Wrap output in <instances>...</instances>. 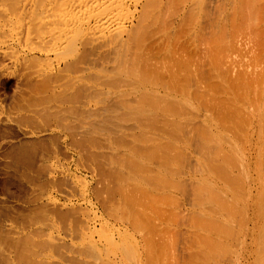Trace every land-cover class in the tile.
Masks as SVG:
<instances>
[{"label": "rangeland", "instance_id": "obj_1", "mask_svg": "<svg viewBox=\"0 0 264 264\" xmlns=\"http://www.w3.org/2000/svg\"><path fill=\"white\" fill-rule=\"evenodd\" d=\"M136 1H138V2H136ZM115 2L117 3L116 7L118 5H120L119 8L118 7L117 8L114 7L115 4H116ZM118 2H121V3L119 4ZM157 3H159V4H157ZM96 4H97V6H96ZM140 4L142 5V7L144 6L147 10L145 11L144 7H143V9L140 8L141 7ZM76 6H77V8H76ZM111 6H113L114 8L113 7L111 8ZM126 6L128 8H126ZM108 7L111 10L108 9ZM135 7L136 8L138 7L137 9L139 11H140V9H142L141 12H140V13L143 12L142 15L146 14L147 12L148 13L150 12L149 14H146V15H148V16H146V17H148V18H146L147 22H148V20L150 21V19H151L152 21H150V22L155 23V24H159L160 23L159 21H161V24H163L164 22H166V24L167 23L171 24V25L167 24V27L169 26L168 28L166 27V25L164 26L169 31L164 28L166 31L161 33V35H162L161 37L159 35L160 33L156 34L157 35L156 38L158 39V36H159V40L164 35V36H168L169 40L171 41V42L169 41V44H170L171 47L169 46L170 48H168V51L165 52V54H163L164 52H161V54L158 55V59L159 60L157 59V61H159V62H163V61L167 60L166 61L167 64H168V61H169V63L171 62L170 64L172 65V64H174V61H176V60L180 61L181 63H182V60H184L183 63H185V66L189 65V63H190L189 66H191L192 63H194V57L196 59V56H194V50H193L194 47H191V46H196L197 49H201L203 51L207 50L206 49L207 47L211 49V48L214 47V46L211 47L213 45L212 43H215L217 38H218V40H220L219 38L222 37L221 38L222 40H220L221 43H220V41H218L220 43V47H219V44L217 42L214 45H215L216 48L218 46V49H216L215 47L214 48L216 50H213L214 48L211 49L214 52L216 51L215 53H218V52H220L219 50L221 49V47H224V46H221L224 42H225L224 44L228 43V41H229L228 39H231V38L233 39V37H235L234 39L236 40L237 36L240 37V39L238 37V39H239V40L237 39L238 41L243 40V39L245 40L246 44L245 43L244 44L246 46L243 43L242 44L244 45L245 48L249 47V49L248 48L247 49L252 51L249 54H251V55H252V53L254 54V55H252L253 57H251V58L248 57V59L249 60L253 59L254 56H256L255 57L256 60H253V61L251 60L249 62H252V64H256V63L258 64V63H260L259 61L261 59H264V48H263L264 47V42H263L264 41V10H263L264 9V0H157V1H154V0H131V1H129V0L128 1L127 0H122V1L121 0H119V1L118 0H76V1L75 0H0V264H123V263L124 264H129V263L130 264H144V263H146V264H156V263L157 264L158 263L159 264H169L170 262L172 264H175V260L177 262L176 264H183V263L184 264H199V263L202 264L200 259L203 260V257H202L203 254H201V252H204V253L206 252V254H208V256H205L206 254L203 255L205 257L204 260H203V262L205 261L204 264H212V263L213 264H217L218 262H220L218 264H233V263L234 264L235 263L236 264H239V263L240 264H249V263H247V261L251 262L253 260V259L252 260L248 259L251 250H259L260 246L264 243V236L262 235L264 230H262L261 228H258V231H256V233H255V238L252 239L253 236H251L252 234H251V230H250L251 226L249 227V224H246L245 223L246 221L244 219H242V218L245 217L246 214H248V212H250L249 209H250V206L252 205L253 201H260V202L262 201L263 206H264V187H262V186H264V184H263L264 183V174L262 173V172H264L263 171L264 167L262 168V166H264V164H263L264 163V161H263L264 159H262V158H264V156L262 157V154L264 153V145H263L264 143H262L263 140H264L263 139L264 138V136H263V134H264V130H263L264 129V125H263L264 122H263V120H262V125L263 126L259 125V124H261L260 120L264 119L263 118L264 117V114H263L264 112H262V114L260 112V111H264L263 110L264 109V104L263 103L260 104L259 101H262V100H259L261 98L260 96L257 95L258 99L254 100V98H253V101H252V97L253 96L252 97L249 96L250 92L251 93L254 92L255 98H257L256 94H258L259 92H256L257 90L253 89V88H252L253 89L252 91L249 88V90L247 89L246 92H243L244 93L243 95H245L246 98L251 99L250 101L247 99L248 103H247V101L245 99V96H244V97H241L240 99L236 98L239 104L236 102V99H235V100L232 101V103H231V101L227 102L226 103L227 105H226V104H223V102L221 101V100H223V95H222V97H220L222 99H220L218 97L219 98V101H218L219 105L217 104V102H215L216 104L213 105V108L211 107L212 104L211 105L207 104L205 106V104L203 105V104H200V103H196L198 101H196L195 98L193 99L192 92H194L193 90L195 89V86L189 85L190 86V88H189L188 84H186V83H188V81H187L188 79L185 81V78H188V76H187V73H185V72L187 70H190V69H188L189 66L183 67V69H182V67L181 68L176 67L175 70L182 69V70H177L178 75H180L178 77L180 79H182V78L184 79V80L182 79L183 83L181 81V84L182 85L185 84L186 86H188V88H185V89L188 90V91L190 90L191 98L193 100H195V101H192L191 98H190L191 100L188 99L189 97H187V98L184 97V99H186V100H184V99L181 100V104H180L181 106H182V102L184 101V104H183L184 107L182 106L181 109L182 108L185 109V110L183 109L181 111H183V112L186 111V113L188 114L187 115L186 113H184V116L186 115L185 118L187 119V121L185 119H184L185 121L180 119L181 120L180 123L183 124V129L184 130H182V127H181L182 124H179V126L181 127V130H179V127H178V130H179L180 133H182V135H180V133L178 134L177 132H173L174 130H177V128H174V130L173 129H168L170 127L172 128V126L170 125V122H167L164 125L160 124V123H159L160 125H158V124L154 125V123L149 118L146 120V122L144 121L145 123L143 122V120H145L144 118H142V121H140V118H139V116L137 114L138 113V110H137V107H136L137 106V102L135 101L137 98L134 99V96L137 95L138 90H139V89H136V87H138V85L136 84V82H134V81H136L135 76H134V74H135L134 73L135 72L134 69L135 68L131 69V70L126 69L127 70L126 76L125 77H121L122 75H125L124 73H126V71L124 72L122 70V72H120V70H115V66H117L115 64H117L116 61H118V60H115L116 59L115 58L116 55H113V54L110 53V51L112 52V46H113L111 44V43H113L112 40L114 41L116 39L118 41L117 44L122 39H124L126 41L125 35H123V34H125V32L123 33V31H125V29H126L125 27L128 28L127 31H130V28H132L134 26V24H135L134 20L136 18H138L139 16H141L140 13H138V11H137V9ZM156 7L157 8L159 7V8L157 9ZM190 7H191V9H190ZM50 8L51 9L54 8L52 10L53 12L51 11ZM104 8H105V10H104ZM134 8L136 10H133ZM101 9H103V10L101 11ZM119 9L121 11H118ZM156 9L160 10L158 12L159 13L161 12V14H160V16H157L156 20H154L153 13L156 12ZM41 10H42V12H41ZM109 10H110V12L107 13V11H109ZM116 10L118 11V13H117ZM253 10H254V12H253ZM105 11H106V13H105ZM34 14L37 15L36 19L32 18V17H35ZM158 14H156V15H158ZM107 15H109V16H107ZM231 15H232V17H231ZM50 16H52V17L50 18ZM159 17L162 18L163 20H161ZM69 18H70V20H69ZM247 18H248V20H247ZM107 19H109V20H107ZM110 19H111V24H110ZM192 19H193V21H192ZM105 20H107L109 22H106ZM66 22H68V23H66ZM137 22H139V19H138ZM137 22H136V24H137ZM47 23H51L47 27L48 30L45 28V25ZM55 23H56V26H55ZM59 23H61V25H59ZM43 24H44V27H43ZM105 24H106V26H105ZM108 24H109V26H107ZM179 25H181V27H178ZM51 26H54V27L51 28ZM73 26H74L75 30L72 29ZM92 26L95 27V28H93ZM188 26H189V28H188ZM191 26H195V27H191ZM92 28H93V30H92ZM100 28H101V30H100ZM123 28H125V29L122 30ZM192 28H193V30H192ZM54 29H56V30H54ZM216 29H219V30H216ZM31 30H32V32H31ZM89 30H90V32H89ZM209 30H211V31H209ZM250 30H251V32H250ZM86 31H88V32H86ZM185 31H187V32H185ZM86 33L88 35H89V33L92 34V35L88 36ZM114 33H116V34H114ZM166 33L169 34V35H167ZM189 33H191V35ZM211 33H213V35ZM113 34H114V36H112ZM119 34H121L122 36L119 35ZM194 34H195V37H194ZM218 34H220V35H218ZM222 34L224 36H222ZM115 35L116 36L118 35V36L115 37ZM83 36H84V38L85 37L86 38L84 39ZM214 36H216V38ZM253 36H255V37H253ZM53 37H54L55 40L52 39ZM87 37L89 38L90 41L88 40ZM171 37H172V40H171ZM118 38H120V41L118 40ZM151 38H153V37H149V36L147 37V39H150V40H151ZM209 38H210V40H209ZM82 39L84 40V42H83ZM154 39H155V36H154ZM157 39L155 41L159 42V40H157ZM205 39H206L207 42L205 41ZM223 39H224V42H222ZM116 40L114 41V45L116 44L115 43ZM225 40H227V41H225ZM247 40H249V41H247ZM87 41H89V42H87ZM85 42L87 43V45H86L87 47L84 46L86 44ZM187 42H188V44H187ZM191 42H194V45ZM128 43H129V41L127 42V44ZM199 43H200L201 46L199 45ZM202 43L203 44H207L208 46L207 45H203ZM210 43L212 44L211 46H209ZM239 43H241V41ZM260 43L262 44V46L259 47ZM100 44H101V46H100ZM105 44H106V46L103 47V45H105ZM117 44H116V46H117ZM241 45H238V46H241ZM250 45H252V46H250ZM202 46H205V48L204 47L202 48ZM114 47L115 46H113V48ZM73 48H74V50H72ZM240 48H241V51H240ZM242 48L243 47H239V51L240 52H242ZM250 48H252V49H250ZM258 48H261V49L259 50ZM262 48H263V50H262ZM82 49H83V51H82ZM169 49L170 50L172 49V52ZM175 49H177L176 52H175ZM234 49H231V50L233 52L235 50L238 51V49H235V50ZM247 49H244V50L247 52ZM217 50H218V52H217ZM38 51H40V52H38ZM47 51H48V53H47ZM223 51H225L224 53H226V54L230 53V49L223 50ZM179 52H180V54H178ZM246 52H245V54H247ZM172 54H175V56H172ZM249 54H248V56H250ZM103 55H104V57H103ZM182 55H183V58H182ZM258 56H261V57H258ZM128 57H130V56H127V58ZM189 57H190L191 60H189ZM185 58H187L188 60L186 59L187 60L186 61ZM255 61H256V63H253ZM118 63H119V61H118ZM135 63H136V61H135ZM150 63L151 64H148V66L146 65L147 68L148 67L152 68V63H153L152 60H150ZM170 64H168V65L170 66ZM125 65L126 64H124V66ZM138 65H140V63H138ZM258 67H262V66H258ZM128 68H129V66H128ZM138 69H136L137 74L141 71L140 72V76H142V78H144L146 81H148L146 78L149 75H150L149 77L151 78L150 72H144V71L142 72V70L140 68H138ZM184 69H186V70L184 71ZM128 70L129 71H134V72L129 73ZM240 70L241 69H239V68L237 69V71L235 69V72L237 73ZM256 70L258 72V69L255 68V70H254L255 72L254 73H257ZM117 71H119V72H117ZM179 71H182L181 74H183V72L185 73V74L182 75L183 77L181 76ZM162 72H164V71H162ZM204 72H207V69H205ZM113 73L118 75V76L120 75L119 76L120 78H118V77L114 78V74ZM121 73H123V74H121ZM143 73H145V74H143ZM146 73H149V74L146 75ZM151 73H152V71H151ZM145 75L147 77H144ZM133 76H134V78H133ZM184 76H187V77H184ZM109 77H112L114 79H119L118 81L120 82V85L117 86V88H118V90L120 88L121 92H120V90L118 91L116 87L111 86L110 85L111 82L108 83L109 82L108 80H111V79H109ZM127 77L128 78L130 77L131 79L130 78L129 79L132 80V81H130ZM149 77H148V79L151 80ZM106 78H107V80H106ZM124 78H127V81ZM132 78L135 79V80L133 81ZM45 82H47L48 84L45 83ZM122 82H123V84H122ZM133 84L136 87H134ZM131 85H132V87L130 88ZM148 85H149V83H148ZM262 85H261V87H262ZM105 86H106V88H105ZM108 86H111L112 89L113 88L116 89V90H114L115 92L113 90L111 91L110 90L111 87H108ZM263 87H264V85H263ZM133 88H134V91H136V93L133 92L131 94L132 91H130V89L133 90ZM104 91L108 95H106V96L103 95V94H106ZM124 91H126V92H124ZM247 91H248V94H247ZM109 92L110 93L112 92L114 94L116 93V94L120 95V97H115L114 94L112 95V93L110 94ZM127 92H130V93L128 94ZM134 93H135V95H134ZM230 94H227V95H230ZM128 95H129V99L130 100L127 99L128 97H126ZM231 95H233V92H232ZM131 96H132V98H131ZM230 96H229V98L231 99V98H233L234 95L232 97H230ZM121 97H123L124 100L123 99L121 100L120 99ZM243 98L245 100H243ZM125 99H126V101H125ZM120 100H121V102H120ZM241 100H242V102H241ZM252 102H255L256 106L255 105L252 106V104H254ZM257 102H258V104H260V106L263 107V108L260 107V109L262 108V110L259 109V107H258L259 105H257ZM123 103H124V106H125L126 110L124 109V107H121V105L123 106ZM126 103H127V105H126ZM133 103H135V104H133ZM211 103H213V102H211ZM185 104H186V107H185ZM197 104H198V106H197ZM228 104H229V108H228ZM232 104L234 105L235 108H239L240 106L242 107V105H243L242 108H244L245 106L247 108L245 107L246 110H245V108H244V110L242 109L240 113L236 112V114H237L236 115L235 114V110H234L235 108H233ZM235 104H237L239 107H236L237 105L235 106ZM187 105H191L190 106L191 108L193 107V109H191V110H193V112L190 111V107L187 108ZM195 105L197 106L196 109H194ZM201 105H203V106H201ZM224 105H225V107H224ZM204 106L206 108H204ZM145 107L147 108L148 106L145 105ZM198 107H200V108H198ZM215 107H217V108L221 107V108L220 109H217V108L215 109ZM230 107H232V109H230ZM253 107H257V108H253ZM127 108H129V110ZM133 108L137 112L133 111L134 110ZM224 108H226L227 111ZM249 108L252 109V112H250L251 110L248 111ZM197 109H198V111L195 112V110H197ZM223 109H224V113H223ZM228 109L230 110V112H228ZM255 109L256 110L259 109V113H260V115H263V117H261L259 115V113H257L258 111L257 112L255 111ZM105 110H108L109 113H108V111H105ZM120 110H122V111H120ZM123 110H125V111L123 112ZM127 110L131 111V112L127 113L126 112ZM211 110H212V112H211ZM104 111H105V113L106 112L107 113L104 114ZM115 111H116V114H112L113 112L115 113ZM242 111L243 112L246 111L247 114L248 113L251 114V115L253 114L252 117L257 118V119L253 118L254 120H252L254 122L256 120V122H257L256 126L254 125L255 123L254 122L252 123V121L250 120V118L252 119L251 115L249 117V114L248 115L245 114V115L248 116V119H249V121H248V119H245L242 116ZM254 111L256 113H254ZM117 112H119V113L117 114ZM209 112L211 113L209 115H212V114H213L212 116L216 115L215 117L210 116L212 118V120H211V118H208V119L206 118V116L208 115ZM131 113H135L134 115L132 114V116H134V117H132L130 115ZM205 113H207V114H205ZM189 114L190 115L193 114V115L190 116ZM218 114H220V116ZM228 114L230 116H228ZM232 114L234 116H236V117L234 118L232 116ZM238 114H239V116H238ZM257 114L259 116H257ZM135 115H137V116L135 117ZM122 116H123V119H122ZM192 116H193V118H192ZM204 116H205V119H206L205 121L206 122H204L202 120L204 118ZM238 117L240 118V120L238 119ZM259 118H261V119H259ZM190 119L191 120L193 119V120L191 121ZM236 119H237V122L235 121ZM107 120L110 121L109 122L110 123V127H108L109 129L105 128L103 126V124ZM115 120L118 121L119 123L116 122ZM129 120L131 121V123H130ZM133 120H135V122ZM209 120L212 121V122H208ZM228 120L231 123H229V124L225 123ZM241 120H242L243 123L241 122ZM96 121H98V122H96ZM120 121L123 122V123H121ZM200 121L201 122L203 121L202 122L203 125H202V123ZM218 121L220 123H218ZM244 121L251 122L253 125L251 123L250 124L249 123L245 124ZM101 122H102V124H101ZM136 122H137L138 125L136 124ZM141 122L144 123V124H142ZM147 122H148L149 125L147 124ZM213 122H217L219 125L217 123L214 124ZM233 123L235 124V126H234ZM241 123L244 124V126L246 128ZM187 124L190 125L189 126L190 129H189ZM213 124L216 125V127L213 126ZM221 124H223V125L227 124V126L225 125L226 126L225 127V126H222ZM230 124H231L232 127L230 126ZM248 124H249L250 128L248 127V129H247ZM91 125H93L94 127L91 126ZM136 125H137V127H136ZM145 125H148V126H145ZM161 125H163L164 127L166 126L167 128L166 127L165 128L167 130L163 126H162L163 127L162 128ZM169 125H170V127H168ZM205 125L207 126L209 131L202 130L204 134H200V135L198 134L197 135L198 131L200 133L201 129H204ZM208 125H210V127L212 129H210V127ZM111 126H114V127L111 128ZM139 126H141V127H139ZM149 126L151 128H149ZM193 126H195V128ZM251 126H253V127L255 126L254 127L255 129L253 127H251ZM146 127H148L147 129H150V130L152 129L153 131L145 129ZM233 127L236 128V129H234ZM241 127H244L245 130H244V128L241 129ZM257 127H259L261 129V133L263 132V134H261L259 132L260 129H258ZM117 128H120V129L123 128L121 130L119 129L122 132H119V130ZM140 128H142V129H140ZM213 128H215V130L217 128L220 131H217L216 132L217 134H216L214 132L215 130ZM219 128H222V129H219ZM225 128H226L227 132L225 131V134L221 135L222 132H223L222 130H225ZM231 128L236 130V131H234V130L231 131L232 130ZM115 129H117V130H115ZM228 129H229V131H228ZM139 130H141V131L143 130V131H145L144 133H147V134H151V132H152L153 135L151 134V138L150 137L146 138L144 136H141V135H144V134L141 133ZM160 130H162V132H160ZM189 130L190 131H194L195 135H194L193 132L191 133V136L193 134L192 137H193L194 141H193V139L191 140V137H190L189 140L191 142L188 143V141H186V139H188V136L190 134ZM211 130H213V131H211ZM133 131H134V133L136 135L135 134L130 135V133H133ZM210 131H211V134H208L209 135L208 136L207 132L209 133ZM102 132H103V134H102ZM138 132H140L141 134L139 133L137 135ZM184 133H186V134H184ZM212 133H213V136H212ZM240 133H243V134L240 135ZM251 133H253V134H251ZM167 134H169V135H167ZM228 134H229V136L231 135L230 138H228L229 141L227 139V137H229ZM247 134H250V136L247 135ZM259 134L261 136H263V137H260ZM104 135H105V137H104ZM170 135H172V136H170ZM183 135H185V137H181ZM201 135H203V136H201ZM210 135H211V137H210ZM215 135H216V137H215ZM224 135H227V137L225 138ZM239 135L242 136V138H239L240 137ZM244 135L245 136L247 135V137L248 136L250 137V138L249 137L247 138L248 141L250 139V142H249L250 146L248 144V145H245L244 147H242L243 144H247L248 143L246 141L247 140L246 137L243 138ZM107 136H108L109 139L106 138ZM130 136H131V138H134V140L140 138V140L142 142L138 141V142H140V144H139V143L134 141L135 142V143L133 142L135 144L134 145V144L131 143L132 139H129ZM206 136H208L209 140L211 138L213 139L215 137V140L217 139L215 144H217L218 141H219L220 144L219 143L218 144L221 145V146L219 147L218 144L215 145L214 142H213L214 139L213 140L211 139V141L206 140L207 139ZM127 137H129L128 139L130 141H128ZM143 137L146 140L147 139H149V140L153 139V141H151V143H150V142H148V140L146 141ZM152 137H154V138H152ZM155 137L157 139H160L162 137V139H161V141L159 140V142H158L157 139H155ZM172 137H173V139H172ZM105 138L107 139V141H106ZM181 138L182 139L185 138V139L182 140ZM198 138L200 139V141L202 140L201 138H204L203 140L208 141L207 143L206 142L202 143L203 140L200 142L204 147L200 146L201 144L199 143V141H198L199 139ZM237 138H239V139H237ZM163 139H164V141H163ZM168 139H169L170 144L168 143V141H166ZM155 140L157 142H155ZM171 140H174V141L172 142ZM176 140L178 142H176ZM234 140H235V142H234ZM236 140L237 141L240 140V141L237 142ZM259 140L261 141L262 145H260V147L262 146L263 151H262V148H260L258 146L260 144ZM145 141H146V144H145ZM165 141L167 143H165ZM185 141H186V144L188 143L187 144L188 146H185L186 145ZM251 141H253V142H251ZM209 142L212 143V145H210ZM223 142H224L225 146L223 145ZM243 142H246V143H243ZM113 143H115V144H113ZM118 143H120V144H118ZM205 143H206V145H205ZM117 144L120 147H118ZM128 144H132L133 148H132V146H130ZM144 144H145V146H144ZM149 144H151L150 145L151 147L149 146ZM173 144H175L174 145L175 147H178V149L175 148V150L178 151V152H176V151L174 152L173 151L174 148H171V147H174V146H172ZM251 144H253V145H251ZM123 145H126V146L128 145V146L127 147L126 146L123 147L124 149L122 150V146ZM231 145H233L234 147L231 146ZM238 145H241L242 151L244 152V154L242 153V151L239 148L240 146H238ZM180 146H181V148H179ZM211 146H213V148L215 146V148H214L213 151H209L208 152V150H212ZM216 146H217V149H216ZM253 146H255V147H253ZM128 147H131V148H128ZM160 147H161V151L158 150V148H160ZM218 147L220 148L219 150H218ZM125 148L126 149L128 148V149L126 150ZM153 148H154V150L160 151L161 156H163L162 153H164L166 160L168 159V157H170L169 159H171L173 157L174 158L175 157L179 158L180 154H184V156L181 155L180 158L177 159V160H175L173 158V160H175V163H176V161H177V164H179V162H180L179 166L182 165V164L184 166L183 165L180 166L179 167L180 171H179L178 165L176 164L177 167H175L176 165L174 164L173 160L172 161L170 160V166H169V162H168L169 159L167 160V162H164V163L168 164L167 167H166L165 164L162 165L161 164L162 160L160 161L158 159V158L161 159V157H159V155H160L159 152L156 151V154H154V151L153 152L150 151V150H153ZM165 148H167V149H165ZM198 148H199V150H200V148L202 150H200V151L198 150L197 151L196 149H198ZM221 148L222 149L225 148V149L222 150ZM244 148H245V150H244ZM112 149H113V151H112ZM131 149H133V151H134V153L132 152L133 154L130 153L132 151ZM168 149L172 153L171 156H169L170 154L167 153ZM226 149H228L231 153H233V155L231 154V156L234 157V156L237 155L238 159L242 163L238 162L237 157L236 158L234 157L235 159H233L232 157L230 158V152L228 150L227 151L229 152L228 153L229 156L227 155L226 156L227 158L226 157L224 158L222 155L227 154V152L225 151ZM256 149L257 150L260 149L259 153L261 155L257 152ZM147 150L150 151V154L152 153V155L149 154L151 157L154 155L153 156L154 158L152 160L148 159L149 155H147V153H148ZM233 150H235V151H233ZM202 151L203 152L205 151L204 152L205 154H206V152H208L210 154L214 153L213 155L217 159L215 157L212 158L211 156H213V155L210 156L207 153L211 157V158L209 157V160L213 161V164H212V162L208 161V158H207L208 155L206 154L207 156L205 157V155H204V153H202ZM215 151H216V153H215ZM223 151L225 152V154H223ZM240 151H241V155H240ZM121 152H122V154H121ZM138 152H140L141 155ZM180 152H182V153H180ZM190 152H192L193 155ZM198 152L199 153L201 152V154L204 155V160H205L204 162L206 163V165L203 162V157L202 156H197V155H201V154H197ZM217 152L218 153L222 152V154L219 153L218 156H216L215 154H217ZM234 152L236 153V155H234L235 154ZM125 153H126V155H124ZM137 153L139 154V156H142V158L140 157V159H139L138 158L139 156H138ZM195 153L197 155L194 156ZM135 154L137 155V157H136ZM143 154H145V155H143ZM156 155L158 156V158L155 157ZM172 155H173V157H172ZM126 156H129V157H126ZM143 156H144V158H143ZM221 156H222V159L220 158ZM253 156H254V158H253ZM257 156L260 157L262 160H260L258 162L256 160V159H258ZM123 157H125L126 159L132 158V160L134 158H136L137 160L139 159V161H141L143 163L142 165H144V166L146 165V167L152 172V173L148 172V173H151L152 176H154V175L159 176V174L161 173V178L163 180L165 178L172 179V180H169V181L167 180L168 183L172 181V183H174V185H175V181L178 182V180H180L179 183H177L178 186H174V185L172 186V184H169V186L168 185L165 186V184H166L165 182H167L166 179L164 181L165 184L164 183L163 184L160 183V184L156 185V183H159V182H157V180L154 179V178H157L156 176L153 178L154 180H148V179H146L147 174L141 172L142 174L141 173L140 174L143 176V178H142L141 175L140 176L138 175L139 173L135 172L137 174V177L139 176L138 178L139 179L141 178L140 179L141 181L143 179L148 180V184H147V181H143V182H145L147 184L146 186H148V187L150 186V188L146 187L145 183L143 184V182H139V185L140 186L144 185L143 187L146 188V190H147L146 192L150 193V195H148V196H152V198L148 197V196H147L148 198L147 197L145 198L146 194H149V193H145L144 198L140 197V196H142L144 194H141V195L137 194L138 197H136L134 199V201H132V202H129V197L126 198V199H123V197H122V199H120L121 198L120 197L121 196L120 195L121 192H119L120 190L118 188H120L121 182L119 181L120 184H119V187H118V185L116 184L117 181L115 180V178L118 179L119 175L121 174L120 175L121 177H119V178H121L120 180L124 182V180H122L123 177L124 176H128L127 173L132 169V165H130L128 163L129 159L126 161V159L123 158ZM146 157H148V158H146ZM189 157H190V159L188 160ZM191 157H192L193 160L191 159ZM199 157L202 158V159L200 158L201 161L199 160ZM163 158H164V156L162 157V159ZM194 158H196L197 160L194 159ZM248 158L250 159V161H249ZM144 159L146 161L148 160L149 163H145L146 161ZM165 159H163V161ZM215 159H216V161H214ZM231 159L234 160V161L233 162L230 161ZM109 160L110 161L113 160V161L109 162ZM137 160L134 159V161L133 162L130 161V163H134ZM228 160L230 162H228ZM196 161L197 162L199 161V164H197ZM218 161L220 163L224 162V165H226V162H227L229 165L227 164V167H226V166H224L221 163L220 166H218V168H216L217 166L215 167V165L218 163ZM107 162H109V163H107ZM115 162L117 164H119V165H117ZM234 162H235L236 168L233 165ZM236 162L239 163V166H238V164ZM245 162L247 164H245ZM252 162H255V163H253L254 167L257 166L255 169H254V167L252 165ZM150 163H151V165H150ZM191 163L193 164V166H195V165H197V166L193 167ZM200 163L201 164L204 163L202 165V168L205 171L203 174H201L203 172V169L199 166V165H201ZM260 163H261V165H259ZM210 164H212L214 167H210ZM243 164H245L248 167L246 168V166L243 165ZM120 165H121V167H120ZM148 166H150V167H148ZM161 166L162 167L164 166L163 167L164 169L163 168H159ZM207 166H209L211 169H213V168L215 169L216 168L215 170L213 169L214 171L212 170L214 173H212L210 168H208V170H209L208 171L207 170ZM229 166H230L231 170H229ZM232 166H234V167H232ZM259 166H261V167H259ZM127 167H128V169L123 171V169L127 168ZM151 167H153V168H151ZM192 167L193 168L197 167L196 169H198L199 172L200 171H202V172L199 173L197 171L198 172V174H197V172L195 171L196 169L192 170L193 169ZM199 167L202 170H199ZM156 168H158V169H156ZM168 168H169V170H168ZM174 168L177 171L176 170L174 171ZM238 168L240 170L242 169V171H241L242 173L239 172ZM249 168H250V170H248ZM217 169H218V171L223 172L221 174L219 173L220 175H223V174H225V175L219 176ZM251 169H252L253 172H251ZM149 170H147V171H149ZM260 170H262V171H260ZM173 171H174V173L175 172L176 173L174 174ZM216 171H217V173H215ZM235 171H236V174H234ZM115 172H116V174H115ZM154 172L156 174H154ZM170 172L173 173V174H171ZM182 172H184V173H182ZM255 172L257 173L258 176L260 174L261 178H260V176L258 178L256 176V174H253ZM185 173H186V175H185ZM209 173L212 174L213 177ZM229 173L234 174V175H229ZM239 173L241 174V176L244 175V176H242V179L240 178V174ZM178 174H179L180 177L177 176ZM206 174L209 176V178H206V177H208ZM217 174H218L219 177H217ZM247 174H248L249 177L247 176ZM117 175H118V177H117ZM144 175L146 177H144ZM170 175H172L173 177L170 176ZM227 175H229V176L227 177ZM129 176H130V174H129ZM133 176L136 177V175L135 174L133 175V173H132V178H134ZM230 176H232V178H230ZM128 177L126 178V180L128 179ZM137 177H136V179H137ZM247 177H248V179H245ZM215 178H217V181H216L217 184L215 183L216 187L214 186V181L216 180ZM252 178H254V179H252ZM139 179H138V181H140ZM198 179H199V181H198ZM228 179L231 180V181H229ZM236 179H238V180L236 181ZM250 179H252V181L258 179L259 181L257 180L256 182L254 181L255 183H250V181H251ZM261 179H263V180H261ZM246 180H248V181H246ZM128 181H129V183L127 182V184L129 185L131 180H128ZM183 181H184V183H183ZM218 181L221 182L222 184L225 183L224 186L221 183H218ZM227 181H228V183H227ZM233 181L235 182V184H234ZM238 181H239L240 184L238 183ZM260 181L263 182L262 183L263 185L260 183ZM123 182H122V185H123ZM154 182H156L155 186L152 185V184H154ZM193 182H196L198 185H196V183H193ZM201 182H203V184ZM206 182L210 183L211 185L209 184V185L205 186L206 184H208ZM188 183L190 184V187H189ZM229 183H231V185ZM247 183L249 185H247ZM257 183H258V185H257ZM180 184L182 185V188H181ZM192 184H193L194 188L192 187ZM199 184H201V185H199ZM219 184L222 185L223 187H221V188L218 187ZM232 184L237 186L238 189H236V190H238V192L237 191H233V190H235L236 186L233 185L235 188L233 187L234 189H232L231 188ZM238 184L239 185L242 184L244 189H243L242 185L239 186ZM151 185L153 186V188H152ZM159 185H160L161 188L159 187ZM183 185H185V186H183ZM225 185H227V186L225 187ZM228 185H230L231 187L229 188ZM246 185L248 186V189L252 188V190L250 189L251 190L250 192H248L249 190L245 187ZM256 185L258 187L255 188ZM115 186L117 187L118 192H117V189H115L116 188ZM197 186H201V188L204 189V190L208 189L209 191L208 190L207 191L209 193L211 192L210 195H212V196H210V199L207 198V197H209L208 196L209 193L205 192L206 190L202 191V189L198 188ZM209 186H211L212 188L209 187ZM249 186H251V187H249ZM259 186H261L260 189H259ZM166 187H168V188H166ZM178 187L180 189H182V190H179ZM195 187H197V188H195ZM151 188H152V190H151ZM169 188H170V191L168 190ZM175 188H177V190H174ZM210 188H211V190L212 189H214V190L211 191ZM216 188H218L219 190L216 189ZM245 188L248 191H246ZM253 188H255L258 191H255V189L253 190ZM196 189L197 190L200 189V191H202V195L200 194L201 196H203V194L207 193V194L204 195V196L207 195L206 199H205L204 196H203L204 199L200 196L201 199H202L201 201L204 202V200H205V203L207 202V204L208 203L209 204L212 203V205H213V202H215V200L218 198V196L221 195V196H219L221 198L217 199L218 200L217 202L219 203L218 204L219 207L213 205V207H214L213 208V207L210 206L211 204L210 205L202 204L199 201V199H197L198 196H199L197 193H200V191H197ZM194 190H196L197 192L194 191ZM220 190H222V191H220ZM243 190H244V194H243ZM107 191H109V192H107ZM110 191H111L112 194L110 193ZM181 191H183L182 194H181ZM213 191L216 194V196H215L214 193H212ZM224 191H226L225 194H224ZM160 192H162V193L160 194ZM216 192H218L219 195ZM233 192H235L236 194L238 193V194H237V196L235 194L234 195L235 197L233 196V198H231L232 199V202H231V199H229L230 197H228V196L231 195V194L233 195ZM239 192H241V193H239ZM253 192H254V195H253ZM118 193H120V194H118ZM193 193H195V196H196V194L198 195L197 198H194L195 201L197 199V201L194 202V204L192 202V200H193L192 198L194 197ZM261 193H262L263 196L260 195ZM124 194H125V192H124ZM153 194H155V195H153ZM167 194H169V195H167ZM191 194H193V196ZM246 194L248 196H250V195L251 196L247 197ZM255 194H256V196H255ZM159 195H161V197H163L164 200L162 198H160ZM166 195L169 198L172 195L171 196L172 197V201H171L172 204L169 205V201L171 199H168L166 197ZM182 195H183V197H182ZM225 195H227V199H226ZM242 195H243V198H241ZM115 196H117V197H115ZM155 196L156 197L159 196L160 199H158V198L154 199ZM164 196H165V198H164ZM173 196L174 197L176 196L175 197V201H174ZM189 196H191V197H189ZM253 196H255V197H253ZM258 196H259V198H258ZM213 197H216V198H214L215 200H213ZM234 198L236 200L238 198H241V199L240 200L238 199L236 201V200H234ZM246 198H247V200H246ZM250 198L251 199L254 198V200L251 201ZM161 199H162V202H161ZM176 199H177V201H176ZM224 199H226L224 204H226L228 202V200H229V202L226 205H223V203L221 202ZM140 200H142V202ZM165 200L168 201V203ZM209 200L213 201V202H208ZM245 200L247 202H245ZM117 201H118V203H116ZM135 201H137V203ZM173 201L176 203V205H174L175 203H173ZM238 201H239V203H238ZM250 201H251V204H249ZM121 202H122V204H121ZM165 202H166V204H165ZM199 202L202 204L203 211H204V207L206 206L205 210L206 211L208 210L209 212L206 213L204 211V213H203L201 205H200V209H201L200 211H199V209L195 210L199 206ZM217 202H215L214 204L217 205ZM234 202L237 203V204H235ZM241 202H243V205L245 203L247 204V206H246V204L243 206L245 209H246V207H248L250 205L248 210L246 209V212H245V209L243 207L241 209V210L244 209L243 213H242V211L241 212L239 211L240 213L238 212V209L240 210V208H241L240 206L242 205ZM127 203L131 204V205H128ZM147 203H148L149 207H150L151 204L153 206L151 205V207L149 209V207L146 205ZM195 203H197L198 205L195 204ZM220 203L223 205L222 206L223 208L221 207ZM231 203L233 204L232 208H235V210L238 207L236 211L229 206ZM103 204H104V206H103ZM232 204H231V206H232ZM110 205H112V206H110ZM114 205H118V206H114ZM139 205H140V207H138ZM195 205H197V206H195ZM227 205L230 207V208L228 207L230 210L228 208H226ZM234 205L236 207H234ZM119 206H120V208L121 207H123V208L120 209ZM155 206H160V210H164L165 212H163V213H167V214L162 215L163 214L162 213L161 214L162 217H159L158 214H160L161 211L160 212H159V210L157 211V209H159V207L158 208L156 207V210H155ZM193 206H195V207H193ZM104 207L107 209V211L105 210ZM108 207H109V210L111 209V212L113 214H115L113 216H116L117 219L112 217V215L110 216V218H108L109 217L108 214H111V212H108ZM153 207H154V210H155L154 213L152 211L153 209H151ZM176 207H178V209ZM215 207L217 208V211H216ZM224 207L226 208L225 210L228 209L229 211H231V209H232V210H234V213H236V214H234L232 212L231 213L229 212V214H231L230 216H232V214L235 215L234 217L233 216L231 217L233 219V221H234V219L238 220L240 218L241 219L240 223L244 222L243 224H245V225H242V224L240 225V228H241L240 230L242 232L240 231L239 235L237 234L238 239H237V237L233 238V236H234L233 231H231L232 234H230L231 232L227 233V230H229L228 227L230 225H232L231 227L233 228L234 224L231 221V218H228L230 216L227 215L228 214L227 212H224V213L225 214L227 213L226 215L228 217L225 216V214L223 212H219L220 208H221V211H223ZM113 209H115L116 211H114ZM128 209H130L129 212L132 209H134V212L135 211L137 212V211L140 210L139 212H141V213H139L138 215L134 216V218L132 217L133 215H131V217L129 215V217H130L129 218L127 216L128 213H129V212H127ZM169 209H172L169 212V214L171 213L170 216H172L173 213H174L173 215H177L178 216L177 217L178 219L173 217L174 219H176L178 224L175 223L176 221H173V220L170 221L171 218L167 219L168 221L166 220V217L168 216V212L167 211ZM214 209L216 211V213H215L216 215L214 214ZM262 209L264 211V207ZM85 210H87L88 212H86ZM121 210L122 211L124 210V214L120 216V213H122ZM182 210H185V212L184 211L182 212ZM92 211H94V212H92ZM178 211H179V213L181 215L178 213ZM196 211L199 212V213L202 212L204 216L202 215V213L199 215ZM143 212L145 214H143ZM155 212H157L156 213L157 215L155 214ZM175 212H177L179 215L175 214ZM181 212L183 213V215H182ZM195 212L198 215V216L196 215L197 217H200L201 215L204 218L207 217L208 219L211 217L213 219V221H211V220L207 221L206 219L201 218V219H204V220H200L199 219L200 222H198V218H197V222L198 223H201V221L203 222V223L198 225L197 222L194 223V221H193V218L195 217L194 216ZM212 212H213V214H211ZM217 212L221 213V214H218ZM260 212H261V210H260ZM126 213H127V215H125ZM146 213H147V215H146ZM190 213H193V214H191L192 217L194 216L193 218L190 217ZM208 213H210L211 216H209ZM237 213H239V214H237ZM241 213H242L243 217H242ZM135 214H137V213H135ZM187 214H188V216H187ZM206 214H207V216H206ZM217 214H218V217H217L216 220H218V221L214 220L215 217L217 216ZM94 215L95 216L98 215L99 217H101V219L98 217L100 219V221L103 220V221L100 222V224H103L102 222H107V224L108 223L112 224L111 223V221H112L114 226H116L115 223H117L116 227L113 226L114 228H112L113 224L112 225L108 224V225H110L109 229L110 230L113 229V230L111 232L109 230H107L109 233H112V234H109L110 237H112V241L116 239L115 241H113L114 244L117 242V240H119V235H118V232H117L118 228H119V231L128 232V234L131 236V240H133V242H136V243L132 242L133 245H135V244L137 245L136 259H134V261L130 260L131 258L128 257V256L125 257L123 255V251L121 252V251H119V249H115L114 248L115 255H113V253H114V251H112L113 249L111 250L113 252L112 254H110L111 252H109L107 254L104 253V251H106V247L104 246L105 244L102 243L103 239H101L102 238V236H101L102 235V232H101L102 229H100L101 225L100 224L97 225L99 223V219H94V218H97V216L95 217ZM212 215H215L214 218H213ZM220 215H221V218L219 217ZM236 215H237V217L238 216L239 217L237 218ZM240 215H241L242 218L240 217ZM102 216L105 219H103ZM150 216L153 219H151ZM156 216H158L159 218H156ZM170 216H168L167 218H169ZM184 216H185V219L183 218V220H182V217H184ZM222 216H223L224 220H222ZM144 217H146L147 219L144 218ZM188 217H190L191 220H190V218L188 219ZM226 217L230 220V222H229L228 219H227L228 221L226 220ZM113 218L115 220H113ZM142 218L146 219V220H148V218H150L152 221L151 220H148V221L141 220ZM136 219H138V221L141 222V223H138V221ZM219 219H221L223 222L219 221ZM90 220H92V221H90ZM127 220H129L130 222L127 221ZM133 220L134 221L136 220L135 222L138 223L137 225H139V226L142 225L146 221V223H144L142 226H140V227H142L141 228L142 229L141 232H140V229H139V231L137 230L140 227L137 226L135 224V222H131ZM165 220H166V222H165ZM184 220L186 221L185 224H183ZM153 221H154V223H153ZM172 221L176 225L174 223L172 224ZM215 221L217 223H215ZM187 222L191 223V225L187 224ZM209 222L213 223V224L210 223V225L217 226V228H215L213 226V230L214 229L215 230L217 229V230L214 231V232L212 231L213 233H211V227L212 226L210 228H208L210 225L206 224L207 228L204 226V230H205V232H207V235H206L204 233L202 224L205 225V223H209ZM224 222L225 223L229 222L230 225L227 224L228 225L227 226L226 224H224ZM88 223H89V225H88ZM118 223H120V224H118ZM121 223L123 224V226L121 225ZM93 224L95 226V227H93V230L98 228L99 234H98L97 230H95L97 233L94 232V235H93V233H89V232H93L92 229H91ZM145 224H146V226H145ZM147 224H151V225L147 226ZM154 224L156 226L157 225L158 226L161 225L160 227H162V228L165 226V228H163L165 230V232H166V229L168 230V232L165 233L166 236L171 234L170 238H172L171 236L174 235L173 238H175V239H173V238L172 239H173V241L177 242V243L174 242L173 243L174 245L172 244L173 241L171 242V244L174 246V248H172V246L170 248L168 247V245L170 244L169 241L172 240L169 237H168V241L166 240V244H165L166 248H164V246H163V248L161 247L162 242H161V239H160L158 233L163 234V231H162V229L161 230H159V229L156 230L157 227H154L153 226ZM192 224L193 225L197 224L196 225L197 227L201 226L202 227V232L199 230L201 227L198 229L195 226H193ZM119 225H121L120 226L121 228L119 227ZM88 226L90 228H88ZM136 226H137V229H135ZM184 226H185V228H184ZM219 226L223 227V231L224 232L222 231V228L219 227ZM224 226H226V228H228V229H226V228L224 229ZM244 226L247 227V231H246ZM71 227H73V228H71ZM147 227L148 228L150 227L149 229H152L153 231L152 230L151 231L148 230ZM85 228H86V230H85ZM122 228H124L125 230H122ZM232 228L230 230H232ZM87 229L88 230L91 229V230L89 232H87L88 231ZM144 229L147 230V232L143 233L142 231ZM176 229H177L178 232L176 231ZM207 229L210 230L209 231L210 235L208 234V231H206ZM155 230H156V232H155ZM171 230L172 231L175 230L176 232H174V231L172 232ZM219 230H221V231H219ZM249 230H250V232H249ZM114 231L116 232V234L114 233ZM190 231L191 232L194 231V232L191 233ZM195 231L199 232V233L201 232L203 237H204V235H205V237L209 235V236H211L210 238H212V239L215 238V240H214V241H216L215 244H217L218 241H219L218 243H220V244H217V245H220L219 247H221L220 240H222L223 241L222 242L223 245L221 247L222 249L220 250L219 247H218L219 251L217 249H215L216 245L215 244L211 245L214 242H211V244H210L211 247H210L209 243L212 240H210L209 237H207V240H206L205 237H204L205 239H203V240L201 238V240L203 241L202 242L201 240H199L200 239L199 235L201 233L199 235H197L195 233ZM218 231H219V234L220 233L224 234L225 231H226V233H225L226 235L220 234L219 237H221V235H222V238L214 237V235H218V233H216ZM259 231H263L262 234ZM149 232H150V234H149ZM85 233L86 234H88V233L91 234V235L88 234L90 238ZM167 233H168V235H167ZM187 233L188 234L191 233V234L187 235ZM154 234H156L158 236V237L155 236V238L157 237L156 239L153 237ZM241 234L243 236V239H242ZM202 235H200V237H202ZM97 236L98 237L101 236V237L98 238ZM150 236H151V239L153 241H148L150 239ZM225 236L227 237V240H225L226 239ZM259 236L261 238H263V240ZM132 237L135 238V239H133ZM142 237H145L144 241L142 240L143 239ZM187 237H188L189 240H187ZM189 237H193V239L195 238L198 241H196L195 239L192 240V238H189ZM239 237H240V239H239ZM247 237H248V239H247ZM85 238H86V240H85ZM161 238H162V241L164 243L165 239L167 237L164 238V234H163V235H161ZM223 238H224V240H223ZM94 239H96V240H94ZM98 239H100L101 241L98 240ZM145 239H146V241H145ZM216 239H218V240H216ZM249 239H250V241H249ZM83 240H85L84 243L87 241L86 242L87 246H84L86 244L83 243ZM88 241H90V243H88ZM93 241H95V242H93ZM96 241H99V244H101V247H99V244ZM158 241H160L161 243L158 242ZM192 241H194V242L196 241L198 246L196 245V243L194 245V242H192ZM206 241H208L209 243L207 244ZM224 241L227 244H224ZM148 242H149V244H148ZM204 242H206V243H204ZM143 243L145 245H143ZM153 243L156 246H152ZM167 243H169V244H167ZM175 243L177 245H175ZM199 243H201L200 245H202L204 243L202 245V249L206 248L205 244L209 245L208 249L206 248L207 249L206 251H204L205 249L202 250L199 247ZM89 244H90V246H88ZM91 244H92V246H91ZM96 244H98V245H96ZM224 245H226V246H224ZM143 246H149V247H143ZM190 246L192 247L191 249H190ZM194 246L195 247L197 246L196 247L197 249L200 248L201 250H198L200 252H198L196 250V248L193 249ZM90 247H91V249H94V251L96 250L95 252L97 253V255L99 257L98 258L99 260L97 259L98 261L96 260L97 256L95 257V255H96L95 252H92L93 250L91 251ZM103 247H104L105 250L102 249ZM142 247L144 249L147 248L148 250L147 249L144 250ZM153 247H155V249ZM156 247H157L158 250L156 249ZM159 247H161V249H163V250H161V252L158 253V251H160ZM212 247H214V248H212ZM98 248H100V249L98 250ZM129 248H130L129 249L130 251L132 250L131 251V253H132L134 247L132 249L131 246L129 245ZM150 248H152V251L151 250L149 251ZM209 248H212L211 252L214 249L215 254H213L214 252H212L213 256H212V254H210L211 252H210ZM88 249L91 251L90 253H89ZM101 249L104 250L103 253H102ZM153 249L155 250V253H152V252H154ZM229 249H230V251H229ZM85 250H87V251H85ZM165 250H166V252H164ZM172 250L175 253L174 252L172 253L171 252ZM215 250H217V251H215ZM247 250H249L250 252L247 251ZM148 251H149V254L151 253L150 255H154L155 258L157 257L156 258L157 262L155 261L156 260L155 258L152 259L153 256H151L152 258H149L150 255L148 254ZM87 252L89 254H87ZM100 252H101V255H100ZM142 252H144V253H142ZM190 252H191V254H190ZM195 252H196V254H195ZM238 252L240 253V255L243 253L241 255V260H240V255L238 256ZM91 253L95 254V255H93L95 257V260L93 258H90L92 256H88ZM118 253H120V255H121L120 259L122 258V255H123L124 256L123 259H125V258L128 259L129 258V260H127V261H126V259H125V261L124 260H120L118 258V256H119ZM128 253L131 254L130 252H128ZM138 253H139V255L141 254L143 257L141 255L139 256ZM160 253H162L161 257H160V255H161ZM229 253H231V254H229ZM236 253H237V256L239 258L236 256ZM104 254H106V255H104ZM147 254L149 255L148 258H147ZM172 254H173V256H172ZM174 254H175V256L178 254V256H176V259H175ZM226 254H228V255L226 256ZM232 254L233 255L235 254L236 258ZM102 255L104 256V258H103ZM110 255H111V257H110ZM112 255L115 256V257L113 258ZM158 255H159V257H158ZM192 255H194V256H192ZM197 255L199 257H201V258H198ZM222 255H223V257H222ZM105 256H107L108 258L105 257ZM167 256H171L169 258H173L172 261L174 263L172 261H170L171 259H168ZM195 256L199 260H197V258H194V259L191 258V257H195ZM209 256H212V258L215 256V258L210 259ZM162 257H163V259H162ZM187 257L191 258V259L189 258L190 261H189V259ZM207 257H209V259H207ZM216 257L218 259H216ZM226 257L227 258L229 257V258L227 259ZM101 258H102V261H101ZM106 258H107V260H106ZM117 258L119 259V261L117 260ZM165 258L168 259L169 262ZM91 259H93V260H91ZM109 259L111 261H114V262H111ZM139 259H141V260H139ZM243 259H245L246 261H244ZM150 260L151 261L154 260L156 263L154 261L151 262ZM165 260H166V262H165ZM194 260H196L197 263ZM211 260H213V262ZM232 261H233V263H232ZM121 262H123V263H121ZM244 262H246V263H244Z\"/></svg>", "mask_w": 264, "mask_h": 264}, {"label": "bare ground", "instance_id": "obj_2", "mask_svg": "<svg viewBox=\"0 0 264 264\" xmlns=\"http://www.w3.org/2000/svg\"><path fill=\"white\" fill-rule=\"evenodd\" d=\"M75 1H76V0H75ZM118 1H119V0H118ZM121 1H122V0H121ZM127 1H128V0H127ZM129 1H131V0H129ZM154 1H157V0H154ZM57 2H58V1H57ZM85 2H86V1H85ZM116 2H117V1H116ZM116 2H115V3H116ZM123 2H124V1H123ZM136 2H138V1H136ZM79 3H80V2H79ZM96 3H97V2H96ZM107 3H108V2H107ZM110 3H111V2H110ZM118 3L120 4L121 2H118ZM178 3H179V2H178ZM181 3H182V2H181ZM88 4H89V3H88ZM157 4H159V3H157ZM98 5H99V4H98ZM116 5H117V3L115 4L114 7H115V8H117V7L119 8L120 5H118L117 7H116ZM74 6H75V5H74ZM87 6H88V5H87ZM96 6H97V4H96ZM140 6H141L140 8L143 9L144 6L142 7L141 4H140ZM152 6H153V5H152ZM157 6H158V5H157ZM176 6H177V5H176ZM176 6H175V7H176ZM92 7H93V6H92ZM109 7H110V6H109ZM109 7H108V9H110ZM112 7H113V6H111V8H112ZM114 7H113V8H114ZM121 7H122V6H121ZM121 7H120V8H121ZM138 7H139V6H138ZM138 7H137V8H138ZM76 8H77V6H76ZM126 8H128V7L126 6ZM135 8H136V7H135ZM135 8H134L133 10H136V9H137V8H136V9H135ZM144 8H145V7H144ZM152 8H153V7H152ZM156 8H157V7H156ZM158 8H159V7H158ZM158 8H157V9H158ZM50 9H51V8H50ZM53 9H54V8H53ZM53 9H51V11H52ZM82 9H83V8H82ZM86 9H87V8H86ZM108 9H107V10H108ZM142 9H140V11L137 9L138 13H140ZM157 9H156V12H155L156 14H158V13H159L158 11H160V10H157ZM177 9H178V8H177ZM190 9H191V7H190ZM190 9H189V10H190ZM33 10H34V9H33ZM55 10H56V9H55ZM71 10H72V9H71ZM102 10H103V9H101V11H102ZM104 10H105V8H104ZM110 10H111V9H110ZM110 10L107 11V13L110 12ZM125 10H126V9H125ZM146 10H147V9L145 8V11H146ZM263 10H264V9H263ZM80 11H81V10H80ZM91 11H92V10H91ZM94 11H95V10H94ZM94 11H93V12H94ZM97 11H98V10H97ZM116 11H117V10H116ZM118 11H121V10L119 9ZM118 11H117V13H118ZM123 11H124V10H123ZM127 11H128V10H127ZM150 11H151V10H150ZM154 11H155V10H154ZM181 11H182V10H181ZM41 12H42V10H41ZM52 12H53V11H52ZM71 12H72V11H71ZM114 12H115V11H114ZM133 12H134V11H133ZM157 12H158V13H157ZM200 12H201V11H200ZM202 12H203V11H202ZM253 12H254V10H253ZM73 13H74V12H73ZM97 13H98V12H97ZM105 13H106V11H105ZM122 13H123V12H122ZM135 13H136V12H135ZM142 13H143V12H142ZM142 13H140L141 16H139L138 18H136V19L134 20V21H135V24H134V26H133L132 28H130V31H127V29H128L127 27H125L126 29H125V28L122 29V30L125 29V31H123V33L125 32V34H123V33H122V34L125 35L126 41H127V42L129 41V43L127 44V42H126L124 39H122V40L120 41V38H118V40H119L120 42L117 44L118 41L115 39V40H116L115 43L117 44V46H116V44L114 45V41H115V40H114V41L112 40L113 43H111V44H112L113 46H115V47L113 48V46H112V52H113V53L110 51L111 54L116 55V57H115L116 59H115V60H118V61H119V63H118V61H116L117 64H115V65H117V66H115V70H120V72H122V70H123L124 72L126 71V73L123 72L125 75H122L121 77H125V76H126V74H127V70H126V69L131 70V69H134V68H135V69H134L135 72H134V71H129V70H128V71H129V73H132V72L135 73V74H134V73H133V74H134V76H135L136 81H134L135 79H133L134 76H133L132 79H133L134 82H136V84H137L138 87H139V88H138V87H136V86L133 84V86L136 87V89H139L137 95H135L136 91H134V88H133V90L130 89V91H132L131 94H132L133 92H135L134 95H135L136 97H135L134 95H133V96H134V99L137 98L135 101L137 102V106H136V107H137V110H138V113H137V114H138V116H139V118H140V121H142V118H144L145 120H143V122H144V121L146 122V120L149 118V119L154 123V125H156V124H158V125L163 124V125H164L165 123L170 122V125L172 126V128H171L170 125H169L168 127H170V128H168V129H173V130H174V128H177V130H178V127H179V130H181V127H182V130H184V129H183V124L180 123L181 120H184V119L187 121V119L185 118L186 115L184 116V113H186V111H185V112L181 111V110L184 109V108L181 109V107H182L183 104H184V101L182 102V106H181L180 104H181V100L184 99V97H186V98L189 97L188 99L191 98V95H190L191 92H190V90L188 91V90L185 89V88H188L189 85L195 86V89L193 90L194 92H192V94H193L192 97H193V99L195 98V100L198 101V102H196V103H200V104H203V105L205 104V106H206L207 104H209V105L212 104V106H211L212 108H213V105L216 104L215 102H217V104H218L219 98L222 97V95H223V100H221V101L223 102V104H226L227 102H230V101H231V103H232V101L235 100L236 98L240 99L241 97H244L245 95H243V94H244L243 92H246V90H247V89L249 90V88L251 89V91H252L253 89H256V90H257L256 92H259L258 94L255 93L257 98H255V96H254V92H252V93L250 92V93H249V94H250L249 96H251V97L253 96V97H252V101H253V98H254V100H257V99H258V96H260L261 98L259 97V98H260L259 100H262V101H259V102H260V104H261V103L264 104V101H263V100H264V87H263V85H264V59H261V60L259 61L260 63H258V64L256 63V61L253 62V63H256V64H252V62H249V61H251V60H252V61H253V60H256V59H255L256 56H254L253 59H250V60L248 59V57H250V58L253 57L252 55H254V54H253V53H252V55L249 54V53H251L252 51L248 50L249 47H246V48L244 47V45L246 44L244 39H243V40H240L241 43H239L240 41H238V40L240 39V37L236 35V36H237V37H236V40L234 39L235 37H233V39H232V38H231V39H228L229 41H228V43H226L227 45L224 44L225 42H224V39H223L222 42H224V43H223L224 45L222 44L221 46H224V47H221V49L219 48V49H220V50H219L220 52H218V50H217L218 53H215L216 51L214 52L213 50L218 49V46H217L218 44H219V47H220V43H221L220 40H222V39H221L222 37L219 38L220 40H218V38H217V40H216V42H215V43H217L218 41H220V43L218 42V44L216 45L217 48H216L215 45H214L215 43H212L213 45L210 43L209 46L212 45L211 47L214 46V47L216 48V49H215L214 47H213L214 49L211 48V49H213V50H211L210 48H208V47H207V46H208L207 44H203V43H202L203 45H207V46H206V47H207V48H206L207 50H204V51H203V50H201V49H197L196 46H191V47H194L193 50H194V56H196V59H195V57H194V63H192L191 66H189L190 63H189V65H186V66H189L188 69H190V70H187L189 73H188L187 71L185 72V73H187V76H188V78H185V81L188 79V80H187L188 83H186V84H188V86H186L185 84L182 85V84H181V81H182L183 78L180 79V78L178 77V76H180V75H178L177 70H182L183 67H186V66H185V63H183L184 60H182V63H181L180 61H177V60L174 61V60H173V61H174V64H172V65L170 64L171 62L169 63V61H168V64H170V66L167 64V62H166L167 60H166V61H163V62H159V61H157V59H158V55L161 54V52H164L163 54H165V52L168 51V48L171 47L170 44H169V41H170V40H169V37H168V36H164V35H163V37L160 38V40H159V36H158V39L156 38V37H157V35H156L157 33H160L159 35H160V37H161V36H162L161 33L164 32V31H166V30H168V29H166V28L164 27L165 25H166V27H167V24H168V23L166 24V22L163 21V22H164V23L162 22V23L164 24V25H163V24H161V21H159V22H160V23L158 22L159 24H155V23L150 22V21H152L151 19H150V21L148 20V22H147V19H146V18H148V17H146V16H148V15H146V14H149L150 12H149V13L147 12L146 14H143V15H142ZM152 13H153V12H152ZM152 13H151V14H152ZM155 13H153L154 20H156L157 16H160L161 12H160L158 15H156ZM194 13H195V12H194ZM238 13H239V12H238ZM25 14H26V13H25ZM28 14H29V13H28ZM28 14H27V15H28ZM39 14H40V13H39ZM39 14H38V15H39ZM77 14H78V13H77ZM99 14H100V13H99ZM127 14H128V13H127ZM171 14H172V13H171ZM191 14H192V13H191ZM27 15H26V16H27ZM34 15H35V14H34ZM50 15H51V14H50ZM120 15H121V14H120ZM131 15H132V14H131ZM138 15H139V14H138ZM262 15H263V14H262ZM40 16H41V15H40ZM47 16H48V15H47ZM52 16H53V15H52ZM52 16H50V18H51ZM67 16H68V15H67ZM82 16H83V15H82ZM90 16H91V15H90ZM92 16H93V15H92ZM107 16H109V15H107ZM36 17H37V15H35V17H32V18H35V19H36ZM48 17H49V16H48ZM72 17H73V16H72ZM76 17H77V16H76ZM104 17H105V16H104ZM193 17H194V16H193ZM231 17H232V15H231ZM41 18H42V17H41ZM89 18H90V17H89ZM140 18H141V19H140ZM159 18H160V17H159ZM43 19H44V18H43ZM112 19H113V18H112ZM132 19H133V18H132ZM138 19H139V22H137ZM152 19H153V18H152ZM160 19L163 20L162 18H160ZM173 19H174V18H173ZM69 20H70V18H69ZM73 20H74V19H73ZM73 20H72V21H73ZM84 20H85V19H84ZM86 20H87V19H86ZM97 20H98V19H97ZM103 20H104V19H103ZM107 20H109V19H107ZM107 20H105V21H106V22H109V21H107ZM125 20H126V19H125ZM136 20H137V21H136ZM247 20H248V18H247ZM247 20H246V21H247ZM87 21H88V20H87ZM114 21H115V20H114ZM116 21H117V20H116ZM192 21H193V19H192ZM215 21H216V20H215ZM92 22H93V21H92ZM119 22H120V21H119ZM124 22H125V21H124ZM136 22H137V24H136ZM149 22H150V23H149ZM180 22H181V21H180ZM188 22H189V21H188ZM66 23H68V22H66ZM79 23H80V22H79ZM104 23H105V22H104ZM104 23H103V24H104ZM113 23H114V22H113ZM133 23H134V22H133ZM192 23H193V22H192ZM234 23H235V22H234ZM247 23H248V22H247ZM47 24H48V25H47ZM47 24L45 25V28H46V29H47V27H48L51 23H47ZM72 24H73V23H72ZM76 24H77V23H76ZM86 24H87V23H86ZM94 24H95V23H94ZM99 24H100V23H99ZM106 24H107V23H106ZM106 24H105V26H106ZM110 24H111V19H110ZM169 24H170V23H169ZM169 24H168V25H169ZM175 24H176V23H175ZM220 24H221V23H220ZM244 24H245V23H244ZM260 24H261V23H260ZM52 25H53V24H52ZM59 25H61V23H59ZM101 25H102V24H101ZM116 25H117V24H116ZM119 25H120V24H119ZM170 25H171V24H170ZM172 25H173V24H172ZM55 26H56V23H55ZM90 26H91V25H90ZM107 26H109V24H108ZM110 26H111V25H110ZM219 26H220V25H219ZM239 26H240V25H239ZM243 26H244V25H243ZM259 26H260V25H259ZM41 27H42V26H41ZM43 27H44V24H43ZM52 27H54V26H51V28H52ZM60 27H61V26H60ZM92 27H93V26H92ZM168 27H169V26H168ZM168 27H167V28H168ZM178 27H181V25H179ZM185 27H186V26H185ZM191 27H195V26H191ZM245 27H246V26H245ZM45 28H44V29H45ZM56 28H57V27H56ZM68 28H69V27H68ZM93 28H95V27H93ZM93 28H92V30H93ZM106 28H107V27H106ZM164 28H165L166 30H165ZM188 28H189V26H188ZM196 28H197V27H196ZM216 28H217V27H216ZM221 28H222V27H221ZM246 28H247V27H246ZM31 29H32V28H31ZM46 29H45V30H46ZM72 29H74V26H73ZM197 29H198V28H197ZM47 30H48V29H47ZM54 30H56V29H54ZM74 30H75V29H74ZM74 30H73V31H74ZM80 30H81V29H80ZM100 30H101V28H100ZM172 30H173V29H172ZM192 30H193V28H192ZM192 30H191V31H192ZM207 30H208V29H207ZM216 30H219V29H216ZM236 30H237V29H236ZM29 31H30V30H29ZM168 31H169V30H168ZM188 31H189V30H188ZM195 31H196V30H195ZM209 31H211V30H209ZM221 31H222V30H221ZM242 31H243V30H242ZM31 32H32V30H31ZM78 32H79V31H78ZM78 32H77V33H78ZM86 32H88V31H86ZM89 32H90V30H89ZM185 32H187V31H185ZM214 32H215V31H214ZM222 32H223V31H222ZM245 32H246V31H245ZM250 32H251V30H250ZM257 32H258V31H257ZM29 33H30V32H29ZM61 33H62V32H61ZM92 33H93V32H92ZM167 33H168V32H167ZM167 33H166V34H167ZM191 33H192V32H191ZM191 33H189V34L191 35ZM195 33H196V32H195ZM233 33H234V32H233ZM66 34H67V33H66ZM75 34H76V33H75ZM86 34H87V33H86ZM114 34H116V33H114ZM114 34H113L112 36H114ZM187 34H188V33H187ZM208 34H209V33H208ZM211 34L213 35V33H211ZM235 34H236V33H235ZM29 35H30V34H29ZM58 35H59V34H58ZM70 35H71V34H70ZM87 35H88V34H87ZM89 35L91 36L92 34L89 33ZM89 35H88V36H89ZM95 35H96V34H95ZM108 35H109V34H108ZM119 35H121V34H119ZM167 35H169V34H167ZM192 35H193V34H192ZM199 35H200V34H199ZM206 35H207V34H206ZM218 35H220V34H218ZM112 36H111V37H112ZM117 36H118V35H117ZM117 36L115 35V37H117ZM121 36H122V35H121ZM146 36H147V37H148V36H149V37H153V38H151V40H150V39H147ZM154 36H155V39H154ZM208 36H209V35H208ZM222 36H224V35L222 34ZM227 36H228V35H227ZM72 37H73V36H72ZM96 37H97V36H96ZM105 37H106V36H105ZM184 37H185V36H184ZM188 37H189V36H188ZM194 37H195V34H194ZM194 37H193V38H194ZM198 37H199V36H198ZM206 37H207V36H206ZM214 37L216 38V36H214ZM238 37H239V39H238ZM241 37H242V36H241ZM243 37H244V36H243ZM246 37H247V36H246ZM253 37H255V36H253ZM83 38H84V36H83ZM85 38H86V37H85ZM85 38H84V39H85ZM87 38H88V37H87ZM90 38H91V37H90ZM97 38H98V37H97ZM99 38H100V37H99ZM113 38H114V37H113ZM177 38H178V37H177ZM185 38H186V37H185ZM15 39H16V38H15ZM18 39H19V38H18ZM50 39H51V38H50ZM52 39L55 40L54 37H53ZM72 39H73V38H72ZM95 39H96V38H95ZM110 39H111V38H110ZM156 39L159 40V42H158V41H155ZM191 39H192V38H191ZM199 39H200V38H199ZM211 39H212V38H211ZM237 39H238V40H237ZM241 39H242V38H241ZM245 39H246V38H245ZM261 39H262V38H261ZM47 40H48V39H47ZM74 40H75V39H74ZM82 40H83V39H82ZM88 40H89V38H88ZM106 40H107V39H106ZM149 40H150V41H149ZM171 40H172V37H171ZM173 40H174V39H173ZM178 40H179V39H178ZM192 40H193V39H192ZM209 40H210V38H209ZM214 40H215V39H214ZM214 40H213V41H214ZM255 40H256V39H255ZM18 41H19V40H18ZM21 41H22V40H21ZM56 41H57V40H56ZM68 41H69V40H68ZM85 41H86V40H85ZM89 41H90V40H89ZM89 41H87V42H89ZM180 41H181V40H180ZM187 41H188V40H187ZM193 41H194V40H193ZM205 41H206V39H205ZM205 41H204V42H205ZM225 41H227V40H225ZM236 41H237L239 44H238ZM243 41H244V42H243ZM247 41H249V40H247ZM46 42H47V41H46ZM51 42H52V41H51ZM53 42H54V41H53ZM79 42H80V41H79ZM83 42H84V40H83ZM102 42H103V41H102ZM157 42H158V43H157ZM170 42H171V41H170ZM206 42H207V41H206ZM206 42H205V43H206ZM209 42H210V41H209ZM253 42H254V41H253ZM260 42H261V41H260ZM263 42H264V41H263ZM85 43H86V42H85ZM85 43H84V44H85ZM106 43H107V42H106ZM191 43H193V45H194V42H191ZM191 43H190V44H191ZM200 43H201V42H200ZM200 43H199V45H200ZM242 43H243V44L245 43V44L243 45ZM261 43H262V42H261ZM261 43H260V44H261ZM53 44H54V43H53ZM65 44H66V43H65ZM80 44H81V43H80ZM80 44H79V45H80ZM102 44H103V43H102ZM151 44H152L153 46H152ZM172 44H173V43H172ZM187 44H188V42H187ZM241 44H242V45H241ZM248 44H249V43H248ZM260 44H259V47L262 46V44H261V45H260ZM63 45H64V44H63ZM86 45H87V43H86L84 46L87 47ZM197 45H198V44H197ZM238 45H241V46H238ZM84 46H83V47H84ZM100 46H101V44H100ZM104 46H106V44L103 45V47H104ZM169 46H170V47H169ZM177 46H178V45H177ZM200 46H201V45H200ZM236 46H237V47H236ZM245 46H246V45H245ZM250 46H252V45H250ZM40 47H41V46H40ZM72 47H73V46H72ZM85 47H84V48H85ZM175 47H176V46H175ZM179 47H180V46H179ZM183 47H184V46H183ZM203 47L205 48V46H202V48H203ZM239 47H243V48H242V52H240V51H241V48H240V51H239ZM38 48H39V47H38ZM42 48H43V47H42ZM45 48H46V47H45ZM62 48H63V47H62ZM97 48H98V47H97ZM200 48H201V47H200ZM234 48H235V49H238L239 52L236 51ZM247 48H248V49H247ZM253 48H254V47H253ZM263 48H264V47H263ZM263 48H262V50H263ZM47 49H48V48H47ZM55 49H56V48H55ZM69 49H70V48H69ZM172 49H173V48H172ZM172 49H171V50L169 49V50L172 52ZM179 49H180V48H179ZM190 49H191V48H190ZM195 49H196V50H195ZM227 49H230V53H228V54L224 53L225 51H223V50H227ZM231 49H234L236 52L234 51V52H235V53H234ZM244 49H247V52H246ZM250 49H252V48H250ZM258 49L260 50L261 48H258ZM72 50H74V48H73ZM72 50H71V51H72ZM188 50H189V49H188ZM243 50H244V51H243ZM82 51H83V49H82ZM82 51H81V52H82ZM176 51H177V49H175V52H176ZM179 51H180V50H179ZM189 51H190V50H189ZM231 51H232L233 53H232ZM253 51H254V50H253ZM38 52H40V51H38ZM147 52H148V53H147ZM245 52H246L247 54H245ZM255 52H256V51H255ZM259 52H260V51H259ZM47 53H48V51H47ZM102 53H103V52H102ZM188 53H189V52H188ZM44 54H45V53H44ZM69 54H70V53H69ZM178 54H180V52H179ZM190 54H191V53H190ZM248 54H249L250 56H248ZM104 55H105V54H104ZM104 55H103V57H104ZM108 55H109V54H108ZM168 55H169V54H168ZM257 55H258V54H257ZM262 55H263V54H262ZM127 56H130V57L127 58ZM172 56H175V54H172ZM218 56H219V57H218ZM232 56H233V57H232ZM107 57H108V56H107ZM258 57H261V56H258ZM152 58H153V59H152ZM160 58H161V57H160ZM170 58H171V57H170ZM178 58H179V57H178ZM178 58H177V59H178ZM182 58H183V55H182ZM262 58H263V57H262ZM109 59H110V58H109ZM112 59H113V58H112ZM112 59H111V60H112ZM167 59H168V58H167ZM172 59H173V58H172ZM175 59H176V58H175ZM186 59H187V58H185V60H186ZM245 59H246V60H245ZM150 60H152V62H153V63H152V68H151V67H148V68H147L148 64H151V63H150ZM158 60H159V59H158ZM187 60H188V59H187ZM187 60H186V61H187ZM189 60H191L190 57H189ZM225 60H226V61H225ZM104 61H105V60H104ZM135 61H136L137 64L135 63ZM161 61H162V60H161ZM101 62H102V61H101ZM179 62H180V63H179ZM109 63H110V62H109ZM138 63H140V65H138ZM124 64H126V65L124 66ZM186 64H187V63H186ZM137 65H138V66H137ZM146 65H147V66H146ZM128 66H129V68H128ZM258 66H262V67H258ZM136 67H137V68H136ZM176 67H178V68H181V67H182V69H177V70H175ZM138 68H140V69L142 70V72H143V71H144V72H150V74H151V78L149 77L150 75H149L148 77H149L151 80H149L148 77L146 76V75L149 74V73H146V75L144 76V77H147L146 79H147L148 81H146L144 78H142V76H140V72H141V71L137 74L136 69H138ZM238 68L241 69V70H240L239 72L236 73V72H235V69H236V71H237ZM255 68L258 69V72H257V70H256L257 73H254V72H255V71H254ZM124 69H125V70H124ZM163 69H164V70H163ZM186 69H187V68H186ZM186 69H184V71H185ZM205 69H207V72H204ZM138 70H139V69H138ZM161 70L164 71V72H162ZM151 71H152V73H151ZM117 72H119V71H117ZM179 72H180V74H181L182 71H179ZM115 73H116V72H115ZM123 73H121V74H123ZM185 73L183 72V74H185ZM113 74H114V73H113ZM119 74H120V73H119ZM143 74H145V73H143ZM183 74H181V76H182ZM115 75H116V74H114V78H116V77L120 78V77H119L120 75H119V76H118V75L115 76ZM129 76H130V75H129ZM187 76H184V77H187ZM104 77H105V76H104ZM130 77H131V76H130ZM130 77H129V78H130ZM182 77H183V76H182ZM107 78H108V77H107ZM107 78H106V80H107ZM114 78L109 77V79H111V80H108L109 82H108V81H107V82H108V83L111 82L110 85H111V86H114V87L117 88V86L120 85V82L118 81L119 79H114ZM127 78H128V77H127ZM127 78H124V79H126V81H127ZM129 78H128V79H129ZM112 79H113V80H112ZM130 79H131V78H130ZM130 79H129V80H130ZM122 80H123V79H122ZM122 80H121V81H122ZM183 80H184V79H183ZM126 81H125V82H126ZM130 81H132V80H130ZM123 82H124V81H123ZM123 82H122V84H123ZM45 83H47V82H45ZM45 83H44V84H45ZM129 83H130V82H129ZM148 83H149V85H148ZM182 83H183V81H182ZM47 84H48V83H47ZM262 84H263V85H262ZM124 85H125V84H124ZM261 85H262V87H261ZM106 86H107V85H106ZM106 86H105V88H106ZM111 86H108V87H111ZM125 87H126V86H125ZM131 87H132V85L130 86V88H131ZM189 88H190V86H189ZM252 88H253V89H252ZM110 90H111V91H112V90L114 91V90H116V89H114V88L112 89V87H111ZM117 90H118V88H117ZM119 90H120V92H121V89H120V88H119ZM119 90H118V91H119ZM127 91H128V90H127ZM254 91H255V90H254ZM104 92H105V91H104ZM114 92H115V91H114ZM124 92H126V91H124ZM232 92H233V95H234V96L231 95ZM105 93H106V92H105ZM109 93H110V92H109ZM111 93H112V92H111ZM111 93H110V94H111ZM117 93H118V92H117ZM127 93L129 94L130 92H127ZM127 93H126V94H127ZM230 93H231V94H230ZM113 94H114V93H112V95H113ZM119 94H120V93H119ZM227 94H230L231 96H230V95H227ZM247 94H248V91H247ZM247 94H246V95H247ZM252 94H253V95H252ZM103 95L106 96V95H108V94L106 93V94H103ZM114 95H115V97H120V95H118V94H116V93H115ZM257 95H258V96H257ZM110 96H111V95H110ZM110 96H109V97H110ZM213 96H214L215 98H214ZM229 96H230V97L233 96V98L230 99ZM109 97H108V98H109ZM126 97H128L127 99H129V95L126 96ZM218 97H219V98H218ZM234 97H235V98H234ZM131 98H132V96H131ZM120 99L122 100L123 97H121ZM188 99H187V100H188ZM191 99H192V98H191ZM191 99H190V100H191ZM193 99H192V101H195V100H193ZM220 99H222V98H220ZM245 99H246V101H247V99H248L249 101L251 100V99H249V98H246V96H245ZM245 99L243 98V100H245ZM108 100H109V99H108ZM121 100H120V102H121ZM123 100H124V99H123ZM129 100H130V99H129ZM184 100H186V99H184ZM125 101H126V99H125ZM221 101H220V102H221ZM239 101H240V100H239ZM122 102H123V101H122ZM130 102H131V101H130ZM185 102H186V101H185ZM211 102H213V103H211ZM234 102H235V101H234ZM236 102L238 103L237 99H236ZM241 102H242V100H241ZM244 102H245V101H244ZM244 102H243V103H244ZM128 103H129V102H128ZM247 103H248V101H247ZM252 103H254V104H252V106H254V105H255V102H252ZM108 104H109V103H108ZM133 104H135V103H133ZM200 104H199V105H200ZM220 104H221V103H220ZM238 104H239V103H238ZM260 104H258V102H257V105H259V106H258L259 109H260V107H262V106H260ZM263 104H262V105H263ZM126 105H127V103H126ZM145 105L148 106V107L146 108ZM203 105H201V106H203ZM218 105H219V104H218ZM226 105H227V104H226ZM232 105H233V104H232ZM236 105H237V104H235V106H236ZM250 105H251V104H250ZM190 106H191V105H187V108L190 107ZM197 106H198V104H197ZM197 106L195 105V108H194V109H196ZM205 106H204V108H206ZM255 106H256V105H255ZM121 107H124V109H125L124 103H123V106L121 105ZM183 107H184V106H183ZM185 107H186V104H185ZM224 107H225V105H224ZM236 107H239V106L237 105ZM242 107H243V105H242ZM242 107L240 106L239 108H235L234 105H233V108H235V109H234V110H235V114H236V112H237V113H240L241 110H242V109L244 110V108H245L246 106H245L244 108H242ZM249 107H250V106H249ZM148 108H149V109H148ZM198 108H200V107H198ZM204 108H203V109H204ZM209 108H210V107H209ZM216 108H217V107H215V109H216ZM220 108H221V107H220ZM220 108H217V109H220ZM228 108H229V104H228ZM240 108H241V109H240ZM246 108H247V107H246ZM246 108H245V110H246ZM253 108H257V107H253ZM262 108H263V107H262ZM262 108H261L260 110H262ZM111 109H112V108H111ZM122 109H123V108H122ZM127 109L129 110V108H127ZM133 109H134V108H133ZM191 109H193V107H192V108L190 107V111L193 112V110H191ZM224 109H226V108H224ZM224 109H223V113H224ZM230 109H232V107H230ZM259 109H257V110L255 109V111H256V112L258 111L257 113H259ZM115 110H116V109H115ZM117 110H118V109H117ZM125 110H126V109H125ZM125 110H123V112H124ZM128 110H127L126 112H127V113L129 112V113H130L131 111H128ZM184 110H185V109H184ZM186 110H187V109H186ZM206 110H207V109H206ZM249 110H251L250 112H252V109L249 108L248 111H249ZM253 110H254V109H253ZM263 110H264V109H263ZM105 111H108V110H105ZM105 111H104V114L107 113V112L105 113ZM112 111H113V110H112ZM120 111H122V110H120ZM133 111H136V110L134 109ZM133 111H132V112H133ZM196 111H198V109L195 110V112H196ZM204 111H205V110H204ZM204 111H203V112H204ZM214 111H215V110H214ZM226 111H227V109H226ZM232 111H233V110H232ZM255 111H254V113H256ZM136 112H137V111H136ZM203 112H202V113H203ZM206 112H207V111H206ZM211 112H212V110H211ZM228 112H230L229 109H228ZM260 112H261V114H262V112H264V111H260ZM108 113H109V111H108ZM118 113H119V112H117V114H118ZM120 113H121V112H120ZM216 113H217V112H216ZM219 113H220V112H219ZM226 113H227V112H226ZM110 114H111V113H110ZM110 114H109V115H110ZM112 114H116V111H115V113L113 112ZM132 114L134 115L135 113H131L130 115L132 116ZM146 114H147V115H146ZM186 114H187V113H186ZM205 114H207V113H205ZM209 114H211V113L209 112L208 115H209ZM245 114H247L246 111H245V112L242 111V116H243L245 119H248V116H247V115H248L249 113H248L247 115H245ZM263 114H264V113H263ZM187 115H188V114H187ZM189 115H190V114H189ZM191 115H193V114H191ZM191 115H190V116H191ZM208 115L206 116L207 119H208V118H211L210 116H212L213 114H212V115H209V116H208ZM218 115L220 116V114H218ZM223 115H224V114H223ZM236 115H237V114H236ZM250 115H251V114H249V117H250ZM252 115H253V114H252ZM252 115H251V117H252ZM259 115H260V113H259ZM259 115L257 114V116H259ZM125 116H126V115H125ZM131 116H130V117H131ZM136 116H137V115H135V117H136ZM215 116H216V115H215ZM215 116H212V117H215ZM228 116H230V115L228 114ZM232 116H233L234 118L236 117V116H234L233 114H232ZM238 116H239V114H238ZM260 116L263 117V115H260ZM132 117H134V116H132ZM177 117H178V118H177ZM183 117H184V118H183ZM101 118H102V117H101ZM110 118H111V117H110ZM114 118H115V117H114ZM114 118H113V119H114ZM118 118H119V117H118ZM187 118H188V117H187ZM192 118H193V116H192ZM216 118H217V117H216ZM224 118H225V117H224ZM241 118H242V117H241ZM253 118H255V117H252V119L250 118V120H251V121L254 120ZM263 118H264V117H263ZM108 119H109V118H108ZM120 119H121V118H120ZM122 119H123V116H122ZM126 119H127V118H126ZM180 119H181V120H180ZM197 119H198V118H197ZM217 119H218V118H217ZM230 119H231V118H230ZM238 119L240 120L239 117H238ZM255 119H257V118H255ZM259 119H261V118H259ZM131 120H132V119H131ZM138 120H139V119H138ZM185 120H184V121H185ZM188 120H189V119H188ZM190 120H191V119H190ZM192 120H193V119H192ZM192 120H191V121H192ZM202 120H203L204 122H206V121H205V120H206V119H205V116H204V118H203ZM211 120H212V118H211ZM214 120H215V119H214ZM214 120H213V121H214ZM219 120H220V119H219ZM224 120H225V119H224ZM226 120H227V119H226ZM262 120H263V122H264V119H261V120H260V121H261V124H259V125H262ZM98 121H99V120H98ZM98 121H96V122H98ZM115 121H116V120H115ZM121 121H122V120H121ZM121 121H120V122H121ZM129 121H130V120H129ZM133 121L135 122V120H133ZM133 121H132V122H133ZM148 121H149V120H148ZM184 121H183V122H184ZM191 121H190V122H191ZM196 121H197V120H196ZM203 121H202V122H203ZM233 121H234V120H233ZM235 121L237 122V119H236ZM248 121H249V119H248ZM102 122H103V121H102ZM102 122H101V124H102ZM109 122H110L109 120L105 121V123L103 124V126H104L105 128L110 127V123H109ZM116 122H118V121H116ZM145 122H144V123H145ZM149 122H150V121H149ZM200 122H201V121H200ZM202 122H201V123H202ZM208 122H212V121L209 120ZM241 122H242V120H241ZM253 122H254V121H252V123H253ZM118 123H119V122H118ZM121 123H123V122H121ZM130 123H131V121H130ZM130 123H129V124H130ZM141 123H142V122H141ZM144 123H142V124H144ZM150 123H151V122H150ZM159 123H160V124H159ZM194 123H195V122H194ZM213 123L215 124V123H217V122H213ZM218 123H220V122L218 121ZM218 123H217V124H218ZM221 123H222V122H221ZM225 123H228V124H229V123H231V122H229V120H228V121H226ZM234 123H235V122H234ZM234 123H233V124H234ZM242 123H243V122H242ZM242 123H241V124H242ZM244 123H245V124H247V123L250 124L251 122H246V121H244ZM252 123H251V124H252ZM254 123H255L254 125L256 126V124H257L256 120H255ZM259 123H260V122H259ZM136 124H137V122H136ZM147 124H148V122H147ZM151 124H152V123H151ZM173 124H174V125H173ZM179 124H182V126L180 127ZM185 124H186V123H185ZM204 124H205V123H204ZM214 124H213V126L216 127V125H214ZM223 124H224V123H223ZM223 124H221V125H222V126H225V125L227 126V124H225V125H223ZM241 124H240V125H241ZM249 124H248V126H247V129H248V127L250 128ZM99 125H100V124H99ZM115 125H116V124H115ZM125 125H126V124H125ZM137 125H138V124H137ZM137 125H136V127H137ZM148 125H149V124H148ZM148 125H145V126H148ZM163 125H161V127H162ZM187 125H188V124H187ZM196 125H197V124H196ZM199 125H200V124H199ZM202 125H203V123H202ZM218 125H219V124H218ZM218 125H217V126H218ZM242 125L244 126V124H242ZM242 125H241V126H242ZM252 125H253V124H252ZM263 125H264V124H263ZM263 125H262V126H263ZM91 126H93V125H91ZM142 126H143V125H142ZM189 126H190V125H188V127H189ZM208 126L210 127V125H208ZM226 126H225V127H226ZM230 126H231V124H230ZM234 126H235V124H234ZM255 126H254V127H255ZM262 126H261V127H262ZM93 127H94V126H93ZM112 127H114V126H111V128H112ZM139 127H141V126H139ZM143 127H144V126H143ZM143 127H142V128H143ZM159 127H160V126H159ZM163 127H164V126H163ZM163 127H162V128H163ZM165 127H166V126H165ZM165 127H164V128H165ZM184 127H185V126H184ZM188 127H187V128H188ZM193 127L195 128V126H193ZM202 127H203V126H202ZM228 127H229V126H228ZM231 127H232V126H231ZM244 127H245V126H244ZM244 127H241V129L244 128ZM251 127H253V126H251ZM254 127H253V128H254ZM259 127H260V126H259ZM259 127H257V128L260 129ZM98 128H99V127H98ZM100 128H101V127H100ZM102 128H103V127H102ZM142 128H140V129H142ZM147 128H148V127H146L145 129H147ZM149 128H151V127L149 126ZM166 128H167V127H166ZM166 128H165V129H166ZM191 128H192V127H191ZM194 128H193V129H194ZM196 128H197V127H196ZM222 128H223V127H222ZM222 128H219V129H222ZM233 128H234V127H233ZM245 128H246V127H245ZM245 128H244V130H245ZM108 129H109V128H108ZM113 129H114V128H113ZM117 129L119 130L120 128H117ZM117 129H115V130H117ZM121 129H123V128H121ZM121 129H120V130H121ZM137 129H138V128H137ZM143 129H144V128H143ZM153 129H154V128H153ZM160 129H161V128H160ZM185 129H186V128H185ZM189 129H190V127H189ZM193 129H192V130H193ZM199 129H200V128H199ZM210 129H212V128L210 127ZM213 129L215 130V128H213ZM231 129H232V128H231ZM234 129H236V128H234ZM234 129H232L231 131H233ZM238 129H239V128H238ZM247 129H246V130H247ZM254 129H255V128H254ZM99 130H100V129H99ZM120 130H119V132H122V131H120ZM127 130H128V129H127ZM147 130H150V129H147ZM147 130H146V131H147ZM166 130H167V129H166ZM177 130H174L173 132H177V133L179 134L180 132H179V130H178V131H177ZM186 130H187V129H186ZM202 130H204V131H209V129H208L207 126L205 125V126H204V129H201L200 133H199V131L197 130V131H198L197 135H198V134H199V135H200V134H204ZM263 130H264V129H263ZM263 130H262V131H263ZM137 131H138V130H137ZM139 131H140L141 133L144 134V135H141V136H144V137H146V138H147V137H148V138H149V137L151 138V134H152V132H151V134H147V133H144L145 131H143V130H142L143 132H142L141 130H139ZM150 131H153V130L151 129ZM171 131H172V130H171ZM189 131H190V130H189ZM211 131H213V130H211ZM211 131H210L209 133L207 132V135H208V134H211ZM217 131H220V130H218V129L216 128V130H215L214 132L216 133ZM222 131H223V132H222ZM222 131H221L222 134H221V133H220V134H221V135L225 134L226 128H225V130H222ZM228 131H229V129H228ZM234 131H236V130H234ZM248 131H249V130H248ZM255 131H256V130H255ZM123 132H124V131H123ZM140 132H138L137 135H138ZM157 132H158V131H157ZM160 132H162V130H160ZM164 132H165V131H164ZM166 132H167V131H166ZM173 132H172V133H173ZM192 132L194 133V131H190V134H189V136H188V139H186V141H188V143L191 142V141L189 140L190 137H191V140L193 139V137H192L193 134H192V136H191V133H192ZM226 132H227V131H226ZM240 132H241V131H240ZM246 132H247V131H246ZM251 132H252V131H251ZM253 132H254V131H253ZM259 132L261 133V129H260ZM117 133H118V132H117ZM141 133H140V134H141ZM233 133H234V132H233ZM102 134H103V132H102ZM126 134H127V133H126ZM132 134H135L134 131H133V133H130V135H132ZM145 134H146L147 136H146ZM173 134H174V133H173ZM178 134H177V135H178ZM184 134H186V133H184ZM216 134H217V133H216ZM231 134H232V133H231ZM236 134H237V133H236ZM241 134H243V133H240V135H241ZM251 134H253V133H251ZM255 134H256V133H255ZM261 134H263V132H262ZM135 135H136V134H135ZM148 135H149V136H148ZM152 135H153V134H152ZM163 135H164V134H163ZM167 135H169V134H167ZM180 135H182V133H180ZM194 135H195V133H194ZM240 135H239V136H240ZM247 135L250 136V134H247ZM247 135H246V136L244 135L243 138L246 137V139H247V138L249 137V136L247 137ZM259 135H260V134H259ZM123 136H124V135H123ZM170 136H172V135H170ZM170 136H169V137H170ZM175 136H176V135H175ZM186 136H187V135H186ZM201 136H203V135H201ZM201 136H200V137H201ZM208 136H209V135H208ZM208 136H206V137H207L206 140H209V139H208ZM212 136H213V133H212ZM224 136H225V138L227 137V135H224ZM228 136H229V134H228ZM230 136H231V135H230ZM230 136L227 137V139L230 138ZM234 136H235V135H234ZM257 136H258V135H257ZM263 136H264V134H263ZM263 136L260 135V137H263ZM104 137H105V135H104ZM125 137H126V136H125ZM125 137H124V138H125ZM144 137H143V138H144ZM166 137H167V136H166ZM173 137H174V136H173ZM173 137H172V139H173ZM178 137H179V136H178ZM181 137H185V135H183V136H181ZM195 137H196V136H195ZM195 137H194V138H195ZM206 137H205V138H206ZM210 137H211V135H210ZM215 137H216V135H215ZM215 137L213 138V139H214V141H213L214 144H215V142H216V140H217V139L215 140ZM220 137H221V136H220ZM220 137H219V138H220ZM251 137H252V136H251ZM106 138L109 139L108 136H107ZM106 138H105V139H106ZM128 138H129V137H127V139H128ZM143 138H142V139H143ZM152 138H154V137H152ZM167 138H168V137H167ZM222 138H223V137H222ZM231 138H232V137H231ZM239 138H242V136H240ZM239 138H237V139H239ZM249 138H250V137H249ZM254 138H255V137H254ZM107 139H106V141H107ZM117 139H118V138H117ZM120 139H121V138H120ZM120 139H119V140H120ZM129 139H132V141H131L132 144H134L135 142H137V143L140 144V142H142V141L140 140V138H138L139 140H138V139L134 140V138H131V136H130ZM129 139H128V141H130ZM144 139H145V138H144ZM155 139H157V138L155 137ZM161 139H162V137H161L160 139H157V141L159 142V140L161 141ZM174 139H175V138H174ZM181 139H182V138H181ZM184 139H185V138H184ZM184 139H182V140H184ZM198 139H199V138H198ZM201 139L203 140L204 138H201ZM211 139H212V138H211ZM211 139H210L209 141H211ZM213 139H212V140H213ZM220 139H221V138H220ZM246 139H245V140H246ZM259 139H260V138H259ZM263 139H264V138H263ZM145 140H146V139H145ZM147 140H148V142H150V143H151V141H153V139H152V140L147 139ZM147 140H146V141H147ZM182 140H181V141H182ZM202 140H201V141H202ZM206 140H203L202 143H203V142H206V143H207L208 141H206ZM260 140H261V139H260ZM260 140H259V143H260V144H259V145L257 144L259 147H260V145H262ZM108 141H109V140H108ZM134 141H135V142H134ZM138 141H140V142H138ZM143 141H144V140H143ZM146 141H145V144H146ZM157 141L155 140V142H157ZM163 141H164V139H163ZM163 141H162V142H163ZM166 141H168V143L170 144L169 139L166 140ZM166 141H165V143H167ZM171 141L173 142L174 140H171ZM186 141H185V144H186ZM193 141H194V139H193ZM198 141H199V143L201 142L200 139H199ZM220 141H221V140H220ZM226 141H227V140H226ZM228 141H229V139H228ZM236 141H237V140H236ZM239 141H240V140H239ZM239 141H237V142H239ZM246 141H247L248 143H247V144H243L242 147H244L245 145H248L249 142H250V139H249V141H248V139H247ZM112 142H113V141H112ZM133 142H134V143H133ZM172 142H171V143H172ZM176 142H178V141L176 140ZM182 142H183V141H182ZM234 142H235V140H234ZM251 142H253V141H251ZM108 143H109V142H108ZM110 143H111V142H110ZM128 143H129V142H128ZM137 143H136V144H137ZM165 143H164V144H165ZM188 143H187V144H188ZM197 143H198V142H197ZM197 143H196V144H197ZM206 143H205V145H206ZM209 143H210V142H209ZM218 143H219V141H218ZM218 143H217V144H218ZM243 143H246V142H243ZM257 143H258V142H257ZM262 143H264V140H263ZM113 144H115V143H113ZM118 144H120V143H118ZM118 144H117V145H118ZM132 144H128V145L132 146V148H133V145H132ZM145 144H144V146H145ZM159 144H160V143H159ZM187 144H186L185 146H188ZM200 144H201V143H200ZM217 144H215V145H217ZM219 144H220V143H219ZM219 144H218V145H219ZM230 144H231V143H230ZM117 145H116V146H117ZM128 145H127V146H128ZM134 145H135V144H134ZM150 145H151V144H149V146H150ZM157 145H158V144H157ZM174 145H175V144H173L172 146H174ZM210 145H212V143H210ZM223 145H224V142H223ZM226 145H227V144H226ZM241 145H242V144H241ZM241 145H238V146H240L239 148H240V150L242 151V147H241ZM251 145H253V144H251ZM263 145H264V144H263ZM112 146H113V145H112ZM125 146H126V145H123V146H122V150L124 149L123 147H125ZM127 146H126V147H127ZM146 146H147V145H146ZM152 146H153V145H152ZM159 146H160V145H159ZM189 146H190V145H189ZM193 146H194V145H193ZM200 146H203V145L201 144ZM220 146H221V145H219V147H220ZM224 146H225V145H224ZM231 146H233V145H231ZM249 146H250V144H249ZM258 146H257V147H258ZM118 147H120V146L118 145ZM135 147H136V146H135ZM150 147H151V146H150ZM190 147H191V146H190ZM203 147H204V146H203ZM208 147H209V146H208ZM219 147H218V150L220 149ZM222 147H223V146H222ZM233 147H234V146H233ZM253 147H255V146H253ZM259 147H258V148H259ZM111 148H112V147H111ZM111 148H110V149H111ZM115 148H116V147H115ZM128 148H131V147H128ZM128 148H127V149H128ZM137 148H138V147H137ZM171 148H174V150H173L174 152L176 151L175 148L178 149V147H175V146H174V147H171ZM179 148H181V146H180ZM185 148H186V147H185ZM195 148H196V147H195ZM206 148H207V147H206ZM211 148H212V150H208V152H209V151H213L214 148H215V146H214V148H213V146H211ZM226 148H227V147H226ZM251 148H252V147H251ZM258 148H257V149H258ZM260 148H262V146H261ZM118 149H119V148H118ZM125 149H126V148H125ZM127 149H126V150H127ZM165 149H167V148H165ZM165 149H164V150H165ZM193 149H194V148H193ZM216 149H217V146H216ZM221 149H222V148H221ZM223 149H225V148H223ZM223 149H222V150H223ZM257 149H256V150H257ZM131 150H132V151H131L130 153L133 154L134 151H133V149H131ZM158 150L161 151V147L158 148ZM158 150H154V148H153V150H150V151H151V152L154 151V154H156V151L159 152L160 155H159L158 153H157V154L159 155V157H161V159L158 158L157 155H156L155 157L158 158L160 161L162 160V163H161V164H162V165L165 164L166 167H167L168 164H167V163H164V162H167V160H168L170 157H168V159L166 160V159H165V155H164V153H162V155L164 156L163 159H165V160L163 161V159H162L163 156H161V153H160V151H158ZM179 150H180V149H179ZM183 150H184V149H183ZM188 150H189V149H188ZM196 150L198 151L199 148L196 149ZM200 150H202V149L200 148ZM200 150H199V151H200ZM203 150H204V149H203ZM227 150H228V149L225 150V151L227 152V154H225V152L223 151V154H225V155H222V156H223L224 158H225V157L228 155V153L230 152L229 150H228L229 152H228ZM237 150H238V149H237ZM244 150H245V148H244ZM112 151H113V149H112ZM128 151H129V150H128ZM128 151H127V152H128ZM147 151H148V153H147V152H146V153H147V155H149V154H150V151H149V150H147ZM168 151H169V149L167 150V153L170 154L169 156H171V154H172L171 151H169L170 153H169ZM181 151H182V150H181ZM185 151H186V150H185ZM205 151H206V150H205ZM205 151H204V152H205ZM233 151H235V150H233ZM238 151H239V150H238ZM241 151H240V155H241ZM259 151H260V149L257 150L258 153H259ZM262 151H263V148H262ZM262 151H261V152H262ZM104 152H105V151H104ZM114 152H115V151H114ZM117 152H118V151H117ZM132 152H133V153H132ZM176 152H178V151H176ZM204 152L202 151V153H204ZM208 152H206V154H207ZM236 152H237V151H236ZM250 152H251V151H250ZM253 152H254V151H253ZM255 152H256V151H255ZM138 153H140V152H138ZM138 153H137V154H138ZM146 153H145V154H146ZM180 153H182V152H180ZM190 153H192V152H190ZM211 153H212V152H211ZM215 153H216V151H215ZM219 153L222 154V152H219ZM219 153L217 152V154H215V155L218 156ZM234 153H235V152H234ZM242 153L244 154L243 151H242ZM111 154H112V153H111ZM121 154H122V152H121ZM145 154H143V155H145ZM168 154H167V155H168ZM185 154H186V153H185ZM197 154H201V152H200V153L198 152ZM197 154L195 153L194 156L197 155ZM206 154L204 153L205 157H206L208 154L211 156V155H213L214 153H213V154L208 153L207 155H206ZM221 154H220V155H221ZM231 154L233 155V153L230 152V158L232 157L233 159H235V158L237 157L236 153L234 154V155H236V156H234L235 158H234L233 156H231ZM249 154H250V153H249ZM259 154H260V153H259ZM124 155H126V153H125ZM127 155H128V154H127ZM135 155H136V154H135ZM140 155H141V153H140ZM150 155H152V153H151ZM150 155H149V158H148V157H146V158H148L149 160H152V159L154 158V157H153L154 155H153L152 157H151ZM181 155L184 156V154H180V155H179V158H180ZM192 155H193V153H192ZM204 155L201 154V155H197V156H202V157H203V162H204V161H205V160H204ZM209 155H208V157H207V158H208V161H209V162H212V164H213V161L209 160V157H210ZM240 155H239V156H240ZM257 155H258V154H257ZM260 155H261V154H260ZM130 156H131V155H130ZM138 156H139V154H138ZM222 156L220 157L221 159H222ZM228 156H229V155H228ZM251 156H252V155H251ZM251 156H250V157H251ZM258 156H259V155H258ZM258 156H257L258 159H256L258 162H259L260 160L264 159V158L261 159V158L258 157ZM263 156H264V153L262 154V157H263ZM126 157H129V156H126ZM132 157H133V156H132ZM134 157H135V156H134ZM136 157H137V155H136ZM140 157L142 158V156H139L138 158L140 159ZM172 157H173V155H172ZM185 157H186V156H185ZM211 157L214 158L215 156L213 155V156H211ZM211 157H210V158H211ZM255 157H256V156H255ZM123 158H125V157H123ZM143 158H144V156H143ZM173 158H174V157H173ZM173 158L169 159V161H168V162H169V166H170V160L172 161ZM179 158H176V157H175L174 159L177 160V159H179ZM182 158H183V157H182ZM200 158H201V157H199V160L201 161L202 158H201V159H200ZM215 158H216V157H215ZM224 158H223V159H224ZM226 158H227V157H226ZM228 158H229V157H228ZM230 158H229V159H230ZM242 158H243V157H242ZM253 158H254V156H253ZM259 158H260V159H259ZM125 159H126V158H125ZM128 159H129V158H128ZM128 159H126V161H127ZM130 159H131V160H130ZM130 159H129V160L132 161V162L134 161V159L137 160L136 158H134L133 160H132V158H130ZM139 159L137 160L138 162L136 161V162H134V163H130V161L128 160V163H129L130 165H132V169L127 173V175L129 176V174H130L131 177H130V176H129V177H128V176H124L125 178L123 177V179H122V180H124V182L120 180L121 178H119V177H121V176H120L121 174L119 175V177H118V175H117L118 179L115 178V180L117 181V182H116V181H115V182H116V184L118 185V187H119V184H120L119 181L121 182L120 188H118V189L120 190L119 192H121V194L118 193V194L121 195V196H120L121 198L119 197L120 199H122V197H123V199H126V198L129 197V202H132V201H134V199H135L136 197H138L137 194H140V195H141V194H144V195L140 196V197L144 198L145 193H149V192H146L147 190H146V188L143 187L144 185H143V186H142V185L140 186V185H139V182L147 181V184H148V180H154V179H155V180H157V182H159V183L154 182V184H152L153 186H155V183H156V185H157V184H160V183L163 184L164 181H165V179H166V181H167V180H168V181H169V180H172V179H170V178H169V179L165 178V179L163 180V179L161 178V173H160V172H159V173H160L159 176H157V175L152 176V175H151L152 172L146 167V165H145V166L142 165L143 163H142L141 161H139ZM189 159H190V157L188 158V160H189ZM191 159H192V157H191ZM194 159H196V158H194ZM216 159H217V158H216ZM216 159H215L214 161H216ZM248 159H249V158H248ZM110 160H111V159H110ZM110 160H109V162H112V161H113V160H112V161H110ZM142 160H143V159H142ZM144 160H145V159H144ZM175 160H173V162H174V164L176 165V164H177V161H176V163H175ZM192 160H193V159H192ZM196 160H197V159H196ZM212 160H213V159H212ZM219 160H220V159H219ZM226 160H227V159H226ZM237 160H238L239 163L241 162V161L238 159V157H237ZM241 160H242V159H241ZM251 160H252V159H251ZM126 161H125V162H126ZM145 161H146V160H145ZM206 161H207V160H206ZM220 161H221V160H220ZM224 161H225V160H224ZM230 161L233 162L234 160L231 159ZM230 161L228 160V162H230ZM245 161H246V160H245ZM249 161H250V159H249ZM263 161H264V160H263ZM109 162H107V163H109ZM173 162H172V163H173ZM184 162H185V161H184ZM196 162H197V161H196ZM209 162H208V163H209ZM238 162H236V163H237L238 166H239V163H238ZM243 162H244V161H243ZM246 162H247V161H246ZM246 162H245V164H247ZM258 162H257V163H258ZM113 163H114V162H113ZM115 163H116V162H115ZM145 163H149L148 160H147ZM153 163H154V162H153ZM204 163H205V162H204ZM204 163H203V164H204ZM215 163H216V162H215ZM218 163H219V164H218ZM218 163H217L216 165L214 164L215 167L217 166L216 168H218V166H220L221 163L224 165V162H221V163H220V162L218 161ZM241 163H242V162H241ZM253 163H255V162H252V165H253V167H254V164H253ZM261 163H262V162H261ZM261 163H260L259 165H261ZM116 164H117V163H116ZM158 164H159V163H158ZM161 164H160V165H161ZM179 164H180V162H179ZM179 164H177V165H178V169H179L180 166L183 165V164L181 163L182 165L179 166ZM191 164H192V163H191ZM191 164H190V165H191ZM197 164H199V161L197 162ZM200 164H201V163H200ZM203 164H201V165H199V166L202 168V165H203ZM212 164H210V167H214ZM227 164H228V163L226 162V165H224V166L227 167ZM231 164H232V163H231ZM245 164H243V165H245ZM263 164H264V163H263ZM263 164H262V165H263ZM114 165H115V164H114ZM117 165H119V164H117ZM150 165H151V163H150ZM175 165H174V166H175ZM177 165H176L175 167H177ZM205 165H206V163H205ZM211 165H212V166H211ZM228 165H229V164H228ZM233 165L235 166V162H234ZM171 166H172V165H171ZM183 166H184V165H183ZM192 166H193V164H192ZM195 166H197V165H195ZM195 166H193V167H195ZM221 166H222V165H221ZM230 166H231V165H230ZM230 166H229V170H231V169H230ZM234 166H232V167H234ZM241 166H242V165H241ZM245 166H246V165H245ZM249 166H250V165H249ZM120 167H121V165H120ZM128 167H129V166H128ZM128 167H127V168H124L123 171H124V170H127ZM148 167H150V166H148ZM154 167H155V166H154ZM156 167H157V166H156ZM163 167H164V166H163ZM163 167L161 166V167H159V168H163ZM166 167H165V168H166ZM193 167H192V168H193ZM200 167H199V170H202L203 168L200 169ZM203 167H204V166H203ZM210 167L207 166V170H208V168H210ZM242 167H243V166H242ZM242 167H241V168H242ZM247 167H248V166H246V168H247ZM256 167H257V166H256ZM256 167H254V169H255ZM259 167H261V166H259ZM263 167H264V166H262V168H263ZM151 168H153V167H151ZM182 168H183V167H182ZM187 168H188V167H187ZM196 168H197V167H196ZM196 168H193L192 170H195ZM216 168H215V169H216ZM224 168H225V167H224ZM235 168H236V166H235ZM250 168H251V167H250ZM250 168H249L248 170H250ZM105 169H106V168H105ZM156 169H158V168H156ZM163 169H164V168H163ZM163 169H162V170H163ZM185 169H186V168H185ZM210 169H211V168H210ZM213 169H214V168H213ZM213 169H211V171H212ZM215 169H214V170H215ZM225 169H226V168H225ZM227 169H228V168H227ZM233 169H234V168H233ZM238 169H239V168H238ZM252 169H253V168H252ZM252 169H251V172H253ZM258 169H259V168H258ZM263 169H264V168H263ZM147 170H149V171H147ZM168 170H169V168H168ZM175 170H176V169L174 168V171H175ZM186 170H187V169H186ZM205 170H206V169H205ZM214 170H213V171H214ZM223 170H224V169H223ZM248 170H247V171H248ZM155 171H156V170H155ZM160 171H161V170H160ZM164 171H165V170H164ZM170 171H171V170H170ZM174 171H173V173H174ZM176 171H177V170H176ZM179 171H180V169H179ZM181 171H182V170H181ZM183 171H184V170H183ZM195 171L197 172L198 169H196ZM208 171H209V170H208ZM211 171H210V172H211ZM213 171H212V173H214ZM217 171H218V169H217ZM217 171H216L215 173H217ZM233 171H234V170H233ZM241 171H242V169H241V170L239 169V172H240V173H242ZM254 171H255V170H254ZM260 171H262V170H260ZM263 171H264V170H263ZM135 172L139 173V174H138L139 176L142 174L141 172L147 174V177H148V178H147L145 175H144V177H146V179H148V180L143 179V180L141 181V180H140L141 178L139 179V178H138L139 176L137 177V174H136ZM148 172H151V173H148ZM168 172H169V171H168ZM188 172H189V171H188ZM198 172H199V171H198ZM198 172H197V174H198ZM200 172H202V171H200ZM200 172H199V173H200ZM204 172H205V171H204V169H203V172H202L201 174H203ZM229 172H230V171H229ZM248 172H249V171H248ZM256 172H257V171H256ZM256 172L253 173V174H256V176L259 178L260 174H259V176H258ZM119 173H120V172H119ZM132 173H133V175H134V174L136 175L137 179H136L135 176H133L134 178H132ZM140 173H141V174H140ZM163 173H164V172H163ZM170 173H171V172H170ZM173 173H171V174H173ZM175 173H176V172H175ZM175 173H174V174H175ZM182 173H184V172H182ZM189 173H190V172H189ZM219 173L221 174V173H223V172L218 171V174H219ZM225 173H226V172H225ZM240 173H239V174H240ZM245 173H246V172H245ZM249 173H250V172H249ZM262 173L264 174V172H262ZM115 174H116V172H115ZM154 174H156V173L154 172ZM167 174H168V173H167ZM191 174H192V173H191ZM191 174H190V175H191ZM209 174H210V173H209ZM218 174H217V177L225 175V174H223V175H220V174H219V176H218ZM234 174H236V171H235ZM234 174L229 173V175H234ZM263 174H262V175H263ZM183 175H184V174H183ZM185 175H186V173H185ZM199 175H200V174H199ZM206 175H207V174H206ZM210 175L212 176V174H210ZM213 175H214V174H213ZM229 175H227V177H228ZM110 176H111V175H110ZM155 176H156L157 178H154ZM162 176H163V175H162ZM166 176H167V175H166ZM170 176H172V175H170ZM170 176H169V177H170ZM177 176H179V174H178ZM194 176H195V175H194ZM197 176H198V175H197ZM200 176H201V175H200ZM200 176H199V177H200ZM202 176H203V175H202ZM204 176H205V175H204ZM207 176H208V175H207ZM211 176H210V177H211ZM236 176H237V175H236ZM238 176H239V175H238ZM242 176H244V175H242ZM242 176H241V174H240V178H241V179H242ZM247 176H248V174H247ZM254 176H255V175H254ZM105 177H106V176H105ZM114 177H115V176H114ZM127 177H128V179L126 180ZM141 177L143 178L142 175H141ZM167 177H168V176H167ZM172 177H173V176H172ZM179 177H180V176H179ZM184 177H185V176H184ZM212 177H213V176H212ZM212 177H211V178H212ZM224 177H225V176H224ZM245 177H246V176H245ZM248 177H249V176H248ZM248 177L245 178V179H248ZM251 177H252V176H251ZM251 177H250V178H251ZM257 177H256V178H257ZM262 177H263V176H262ZM130 178H131V179H130ZM153 178H154V179H153ZM188 178H189V177H188ZM204 178H205V177H204ZM206 178H209V176L206 177ZM206 178H205V179H206ZM221 178H222V177H221ZM230 178H232V176H230ZM230 178H229V179H230ZM237 178H238V177H237ZM254 178H255V177H254ZM254 178H252V179H254ZM260 178H261V176H260ZM138 179H139L140 181H138ZM191 179H192V178H191ZM195 179H196V178H195ZM215 179H216V180H215ZM215 179H214V180H215V181H214V186H215V183H216V181H217V178H215ZM218 179H219V178H218ZM223 179H224V178H223ZM229 179H228V180H229ZM241 179H240V180H241ZM252 179H250V180L252 181ZM128 180H131V182H130L129 185L127 184V182L129 183ZM182 180H183V179H182ZM219 180H220V179H219ZM225 180H226V179H225ZM225 180H224V181H225ZM237 180H238V179H236V181H237ZM243 180H244V179H243ZM257 180H258V179L254 180V181L256 182ZM261 180H263V179H261ZM106 181H107V180H106ZM168 181L165 182L166 184L164 183L165 186H166V185L169 186V184H172V186L174 185V183H172V181L169 182V183H168ZM179 181H180V180H178V182L175 181V185H174V186H178L177 183H179ZM184 181H185V180H184ZM184 181H183V183H184ZM198 181H199V179H198ZM212 181H213V180H212ZM220 181H221V180H220ZM224 181H223V182H224ZM229 181H231V180H229ZM244 181H245V180H244ZM244 181H243V182H244ZM246 181H248V180H246ZM251 181H250V183H255L254 181H252V182H251ZM258 181H259V180H258ZM108 182H109V181H108ZM111 182H112V181H111ZM122 182H123V185H122ZM173 182H174V181H173ZM196 182H197V181H196ZM196 182H193V183H196ZM221 182H222V181H221ZM221 182L218 181V183H221ZM233 182H234V181H233ZM233 182H232V183H233ZM103 183H104V182H103ZM144 183H145V182H143V184H144ZM167 183H168V184H167ZM181 183H182V182H181ZM191 183H192V182H191ZM197 183H198V182H197ZM197 183H196V185H198ZM201 183L203 184V182H201ZM206 183H208V182H206ZM206 183H205V184H206ZM212 183H213V182H212ZM227 183H228V181H227ZM238 183H239V181H238ZM241 183H242V182H241ZM244 183H245V182H244ZM260 183L262 184L263 182L260 181ZM104 184H105V183H104ZM125 184H126V185H125ZM141 184H142V183H141ZM147 184L145 183V186H146ZM188 184H189V183H188ZM209 184H210V183L206 184L205 186H207V185H209ZM216 184H217V183H216ZM221 184H222V183H221ZM224 184H225V183H223L222 185L224 186ZM229 184L231 185V183H229ZM234 184H235V182H234ZM234 184H232V187H231L230 185H228L229 188L231 187L232 189H234V188H235L234 186H236V185H234ZM236 184H237V183H236ZM239 184H240V183H239ZM239 184H238V185H239ZM263 184H264V183H263ZM263 184H262V185H263ZM152 185H151V186H152ZM180 185H181V184H180ZM199 185H201V184H199ZM210 185H211V184H210ZM219 185H220V184H219ZM219 185H218V187H220V188L223 187L222 185H220V186H219ZM233 185H234V186H233ZM241 185H242V184H241ZM241 185H239V186H241ZM247 185H249V184L247 183ZM247 185H246L245 187L248 189V186H247ZM251 185H252V184H251ZM257 185H258V183H257ZM257 185L255 186V188L258 187ZM102 186H103V185H102ZM105 186H106V185H105ZM105 186H104V187H105ZM153 186H152V188H153ZM183 186H185V185H183ZM226 186H227V185H225V187H226ZM115 187H116V186H115ZM146 187H148V186H146ZM156 187H157V186H156ZM159 187H160V185H159ZM163 187H164V186H163ZM189 187H190V184H189ZM192 187L194 188L193 184H192ZM197 187H198V188H201V186H197ZM197 187H195V188H197ZM202 187H203V186H202ZM209 187H211V186H209ZM215 187H216V186H215ZM233 187H234V188H233ZM242 187H243V185H242ZM249 187H251V186H249ZM260 187H261V186H259V189H260ZM262 187H264V186H262ZM112 188H113V187H112ZM148 188H150V186H149ZM152 188H151V190H152ZM160 188H161V187H160ZM166 188H168V187H166ZM166 188H165V189H166ZM170 188H171V187H170ZM170 188L168 189L169 191H170ZM181 188H182V185H181ZM184 188H185V187H184ZM193 188H192V189H193ZM206 188H207V187H206ZM211 188H212V187H211ZM211 188H210V190H211ZM227 188H228V187H227ZM229 188H228V189H229ZM246 188H245V189H246ZM255 188H253V190H254ZM110 189H111V188H110ZM110 189H109V190H110ZM115 189H117V187H116ZM118 189H117V192H118ZM178 189H179V190H182V189H180L179 187H178ZM189 189H190V188H189ZM201 189H202V188H201ZM216 189H218V188H216ZM222 189H223V188H222ZM236 189H238L237 186H236L235 190H233V191H237V192H238V190H236ZM241 189H242V188H241ZM243 189H244V187H243ZM247 189H246V191L249 190L248 192H250V191L252 190V188H250L251 190H250V189L247 190ZM106 190H107V189H106ZM148 190H149V189H148ZM154 190H155V189H154ZM154 190H153V191H154ZM159 190H160V189H159ZM168 190H167V191H168ZM174 190H177V188H175ZM183 190H184V189H183ZM190 190H191V189H190ZM196 190H197V189H196ZM196 190H194V191H196ZM203 190H204V189H202V191H203ZM205 190H206V189H205ZM205 190H204V191H205ZM207 190H208V189H207ZM207 190H206L205 192H208V191H209V190H208V191H207ZM212 190H214V189H212ZM212 190H211V191H212ZM218 190H219V189H218ZM223 190H224V189H223ZM239 190H240V189H239ZM123 191L125 192V194H124ZM155 191H156V190H155ZM188 191H189V190H188ZM192 191H193V190H192ZM192 191H191V192H192ZM197 191H200V189H198ZM197 191H196V192H197ZM202 191H200V193H197L199 196H198L197 194H196V196H195V193H196V192L193 193V194H194V197L192 198V199H193V200H192L193 204H194V202L197 201V199H199V201H200L202 204H207V202L205 203V200H204V202L201 201V200H202L201 197L203 198V196H204L205 194H207V193H205V194H203V196H201V195H202ZM220 191H222V190H220ZM230 191H231V190H230ZM240 191H241V190H240ZM255 191H258V190L255 189ZM107 192H109V191H107ZM122 192H123V193H122ZM162 192H163V191H162ZM162 192H160V194H161ZM175 192H176V191H175ZM182 192H183V191H181V194H182ZM225 192H226V191H224V194H225ZM248 192H247V193H248ZM110 193H111V191H110ZM172 193H173V192H172ZM208 193H209V192H208ZM212 193H214V191H213ZM216 193L218 194V192H216ZM227 193H228V192H227ZM231 193H232V192H231ZM239 193H241V192H239ZM102 194H103V193H102ZM111 194H112V193H111ZM165 194H166V193H165ZM193 194H191V195L193 196ZM200 194H201V195H200ZM210 194H211V192H210L209 195H208L209 197H207V195L204 196L205 199H206V197L210 199V196H212V195H210ZM214 194H215V193H214ZM229 194H230V193H229ZM235 194H236V193L233 192V195H232V194L229 195V196H228V197H230L229 199L233 198V196H234ZM237 194H238V193H237ZM237 194H236V196H237ZM243 194H244V190H243ZM248 194H249V193H248ZM256 194H257V193H256ZM256 194H255V196H256ZM113 195H114V194H113ZM148 195H150V193H149V194H146L145 198H146ZM153 195H155V194H153ZM163 195H164V194H163ZM167 195H169V194H167ZM167 195H166V197H167ZM218 195H219V194H218ZM246 195H247V194H246ZM253 195H254V192H253ZM260 195H262V193H261ZM109 196H110V195H109ZM159 196H160V198L163 199V197H161V195H159ZM159 196H157V197L155 196V198H154V197H153V198H154V199H156V198L160 199ZM171 196H172V195H171ZM171 196H170V198L167 197L168 199H171V200L169 201V205L172 204V202H171V201H172V197H171ZM178 196H179V195H178ZM197 196H198V198H197ZM200 196H201V197H200ZM213 196H214V195H213ZM215 196H216V194H215ZM219 196H221V195H219ZM219 196H218V198L220 199L221 197H219ZM223 196H224V195H223ZM225 196H226V199H227V195H225ZM238 196H239V195H238ZM250 196H251V195H250ZM250 196L247 195V197H250ZM255 196H253V197H255ZM262 196H263V195H262ZM104 197H105V196H104ZM115 197H117V196H115ZM140 197H139V198H140ZM148 197H151V198H152V196H148ZM148 197H147V198H148ZM175 197H176V196H175ZM175 197L173 196L174 201H175ZM182 197H183V195H182ZM189 197H191V196H189ZM199 197H200V198H199ZM234 197H235V196H234ZM107 198H108V197H107ZM119 198H118V199H119ZM164 198H165V196H164ZM194 198H197L196 201H195ZM214 198H216V197H213V200H215ZM218 198H217V199H218ZM241 198H243V195H242ZM241 198H238V199L240 200ZM256 198H257V197H256ZM258 198H259V196H258ZM260 198H261V197H260ZM262 198H263V197H262ZM104 199H105V198H104ZM114 199H115V198H114ZM140 199H141V198H140ZM162 199H161V202H162ZM177 199H178V198H177ZM177 199H176V201H177ZM190 199H191V198H190ZM203 199H204V198H203ZM217 199L215 200V202L218 201ZM222 199H223V198H222ZM226 199L223 200L224 202L221 201V202L223 203V205H226V204L229 202V200H228V202H227L226 204H224L225 201H226ZM238 199H237V200H238ZM250 199H251V198H250ZM250 199H249V200H250ZM116 200H117V199H116ZM127 200H128V199H127ZM138 200H139V199H138ZM163 200H164V199H163ZM178 200H179V199H178ZM211 200H212V199H211ZM234 200H236V199L234 198ZM237 200H236V201H237ZM242 200H243V199H242ZM246 200H247V198H246ZM246 200H245V202H247ZM252 200H254V198H252L251 201H252ZM260 200H261V199H260ZM105 201H106V200H105ZM140 201L142 202V200H140ZM165 201H166V200H165ZM174 201H173V203H175ZM251 201H250V203H249V202H248V203L251 204ZM108 202H109V201H108ZM135 202L137 203V201H135ZM149 202H150V201H149ZM151 202H152V201H151ZM159 202H160V201H159ZM161 202H160V203H161ZM163 202H164V201H163ZM166 202L168 203V201H166ZM166 202H165V204H166ZM170 202H171V203H170ZM200 202H199V206H198L199 208L197 207V209H195V210H198V209H199V211L201 210V209H200V205H201V207H202V204H201ZM208 202H213V201H210V200H209ZM215 202H213V205L219 207V205H218L219 203L217 202V205H215V204H214ZM231 202H232V199H231ZM116 203H118V201H117ZM119 203H120V202H119ZM154 203H155V202H154ZM156 203H157V202H156ZM179 203H180V202H179ZM197 203H198V202H197ZM197 203H195V204H197ZM234 203H235V202H234ZM238 203H239V201H238ZM86 204H87V203H86ZM104 204H105V203H104ZM104 204H103V206H104ZM121 204H122V202H121ZM123 204H124V203H123ZM127 204H128V203H127ZM150 204H151V203H150ZM190 204H191V203H190ZM210 204H211V205H210ZM210 204L208 203L207 205H210L211 207H213L212 203H210ZM231 204H232V203H231ZM231 204H230L229 206L232 208V207H233V204H232V206H231ZM235 204H237V203H235ZM241 204H242L241 206L239 205L241 208H240V210L238 209V212H239V211H240V212L242 211V213H243V210L245 209L243 206H244L246 203L243 205V202H241ZM128 205H131V204H128ZM137 205H138V204H137ZM146 205L148 206V203H147ZM151 205H152V204H151ZM151 205H150V207H151ZM163 205H164V204H163ZM167 205H168V204H167ZM167 205H166V206H167ZM174 205H176V203H175ZM177 205H178V204H177ZM197 205H198V204H197ZM197 205H195V206H197ZM220 205H221V207L223 206L221 203H220ZM105 206H106V205H105ZM110 206H112V205H110ZM114 206H118V205H114ZM121 206H122V205H121ZM124 206H125V205H124ZM143 206H144V205H143ZM152 206H153V205H152ZM189 206H190V205H189ZM195 206H193V207H195ZM204 206H205V205H204ZM229 206L227 205L226 208H228ZM246 206H247V204H246ZM249 206H250V205H249ZM249 206L246 207L247 210H248ZM129 207H130V206H129ZM138 207H140V205H139ZM148 207H149V206H148ZM150 207H149V209H150ZM156 207H157V208L159 207V209H157V211L159 210V212H160V211H161V212H160V214H158V215H159V217H162L161 214H162L163 212H165V211H164V210H160V206H155V210H156ZM205 207H206V206H205ZM205 207H204V211H205L206 213L209 212L208 210H207V211L205 210ZM211 207H210V208H211ZM230 207H229V208H230ZM234 207H236V206L234 205ZM242 207L244 208L243 210H241ZM263 207H264V206H263L262 201H261V202H260V201H253V202H252V205L250 206V209H249L250 212H248V214H246L244 218H242V217H243L242 213H241L242 217H241V215H240V217L246 221L245 223H246V224H249V227L251 226V227H250V230H251V234H252V235H251V234H250V235L253 236L252 239L255 238V233H256V231H258V228H261L262 230H264V211H263V209H262ZM104 208H105V207H104ZM116 208H117V207H116ZM119 208H120V206H119ZM121 208H123V207H121ZM121 208H120V209H121ZM130 208H131V207H130ZM133 208H134V207H133ZM136 208H137V207H136ZM176 208L178 209V207H176ZM180 208H181V207H180ZM189 208H190V207H189ZM189 208H188V209H189ZM208 208H209V207H208ZM213 208H214V207H213ZM222 208H223V207H222ZM226 208L224 207V210H223V211H221V208H220L219 212H223V213H224V212H227L228 214H227V213H226V214L229 215V216L231 215V214H229V212H230V213H231V212L234 213L235 208H232V209H234V210L231 209V211H229V210H230L229 208H228L229 210L227 209L228 211L225 210ZM237 208H238V207H237ZM237 208H236V210H237ZM137 209H138V208H137ZM151 209H153L152 211H153V213H154V211H155V210H154V207L151 208ZM161 209H162V208H161ZM164 209H165V208H164ZM193 209H194V208H193ZM215 209H216V211H217V208H216V207H215ZM215 209H214V214L216 213ZM246 209H245V212H246ZM105 210L107 211L106 208H105ZM113 210L116 211L115 209H113ZM118 210H119V209H118ZM124 210H125V209H124ZM124 210H123V211L121 210L122 213H120V216L124 214ZM126 210H127V209H126ZM129 210H130V209H128L127 212H129ZM171 210H172V209H169V210L167 211V212H168V216L171 215V213L169 214V212H170ZM236 210H235V211H236ZM260 210H261V212H260ZM85 211L88 212L87 210H85ZM119 211H120V210H119ZM139 211H140V210H139ZM139 211H137V212L135 211V212H134V209H132V210L129 212L130 214L128 213V215H127V213H126L125 215H127L128 217H129V215H130V217H131V215H133L132 217L134 218V216H136V215H138L139 213H141V212H139ZM141 211H142V210H141ZM183 211L185 212V210H182V212H183ZM204 211H203V207H202V212L204 213ZM92 212H94V211H92ZM108 212H111V209L109 210V207H108ZM149 212H150V211H149ZM159 212H158V213H159ZM182 212H181V213H182ZM196 212H197V211H196ZM196 212H195V215H194L196 218H195L194 216H193V217H194V218H193V217L191 216V214H193V213H190V217L193 218L194 223L197 222V218H198V222H200V220H204V219H206L207 221H208V220L213 221V219H212L211 217H210L211 219H210V218L208 219L207 217L204 218V217H203L204 215H203L202 212H201V213H202L203 216L201 215L202 217H201V216H200V217H197L198 215L196 214ZM240 212H239V213H240ZM114 213H115V212H114ZM135 213H137V214H135ZM156 213H157V212H155V214H156ZM172 213H173V212H172ZM178 213H179V211H178ZM178 213L175 212V214H178ZM187 213H188V212H187ZM197 213H198L199 215L201 214V213H199V212H197ZM217 213H218V212H217ZM223 213H222V214H223ZM239 213H237V214H239ZM107 214H108V213H107ZM143 214H145V213L143 212ZM165 214H167V213H163L162 215H165ZM173 214H174V213H173ZM173 214H172V216H170L169 218H167V217H168V216H167V217H166V220L171 218L170 221H171V220L176 221V219H174V218H177L178 216H177V215H173ZM179 214H180V213H179ZM179 214H178V215H179ZM185 214H186V213H185ZM188 214H189V213H188ZM188 214H187V216H188ZM208 214H209V216H211V214H213V212H212L211 214H210V213H208ZM218 214H221V213H218ZM218 214H217V216L215 217L214 220L217 219ZM224 214H225V213H224ZM226 214H225V216H227ZM234 214H236V213H234ZM234 214H232L233 217L235 216ZM111 215H112V217H114L115 219H117L116 216H113V215H115V214H113L112 212H111V214H108L109 217H108L107 215H106V216H107L108 218H110ZM116 215H117V214H116ZM141 215H142V214H141ZM146 215H147V213H146ZM156 215H157V214H156ZM180 215H181V214H180ZM182 215H183V213H182ZM196 215H197V216H196ZM215 215H216V214H215ZM215 215H212L213 218H214ZM92 216H93V215H92ZM94 216H95V215H94ZM96 216H97V218H94V219H99V218L101 219V217H99L98 215H96ZM96 216H95V217H96ZM142 216H143V215H142ZM142 216H141V217H142ZM175 216H176V217H175ZM206 216H207V214H206ZM209 216H208V217H209ZM223 216H224V215H223ZM223 216H222V220H224ZM232 216H230V217L227 216V217H228V218H231ZM98 217H99V218H98ZM123 217H124V216H123ZM130 217H129V218H130ZM159 217L156 216V218H159ZM173 217H174V218H173ZM179 217H180V216H179ZM190 217H188V219H189ZM219 217L221 218V215H220ZM227 217H226V220L228 219ZM236 217H237V215H236ZM236 217H235V218H236ZM238 217H239V216H238ZM238 217H237V218H238ZM102 218H103V216H102ZM114 218H113V220H115ZM126 218H127V217H126ZM144 218H146V217H144ZM150 218H151V216H150ZM150 218H148V220L153 219V218H151V219H150ZM180 218H181V217H180ZM183 218L185 219V216L182 217V220H183ZM191 218H190V220H191ZM201 218H204V219H201ZM94 219H93V220H94ZM100 219H99V223H98L97 225H99L100 222L103 221V220L100 221ZM103 219H105V218H103ZM124 219H125V218H124ZM146 219H147V218H146ZM146 219H143V218H142L141 220H146ZM161 219H162V218H161ZM163 219H164V218H163ZM177 219H178V218H177ZM199 219H200V220H199ZM136 220L138 221V219H136ZM136 220H135V221H136ZM148 220H146V221H148ZM158 220H159V219H158ZM166 220H165V222H166ZM179 220H180V219H179ZM206 220H205V221H206ZM222 220L219 219V221L223 222ZM228 220H229V219H228ZM228 220H227V221H228ZM244 220H243V221H244ZM90 221H92V220H90ZM117 221H118V220H117ZM127 221H129V220H127ZM135 221L133 220V221H131V222H135ZM146 221H145V222L143 221V222L146 223ZM151 221H152V220H151ZM154 221H155V220H154ZM154 221H153V223H154ZM160 221H161V220H160ZM167 221H168V220H167ZM170 221H169V222H170ZM173 221H172V224L174 223ZM187 221H188V220H187ZM207 221H206V222H207ZM216 221H218V220H216ZM216 221H215V223H217ZM231 221H232L233 224H234V225H233V228L231 227L232 225H230V223H229L230 220H229L228 223H227V222H226V223L224 222V224H226V225L229 224V225H230V226L228 227L229 230H227V233L233 231V234H234L233 238H236V237H237V234L239 235V233H240V231H241V230H240V229H241V228H240V225H241V224H242V225H245V224H243L244 222H243V223H240V221H241L240 218H239L238 220L234 219V221H233V219L231 218ZM259 221H260V222H259ZM93 222H94V221H93ZM108 222H109V221H108ZM129 222H130V221H129ZM181 222H182V221H181ZM181 222H180V223H181ZM185 222H186V221L184 220V223H183V224H185ZM188 222H189V221H188ZM188 222H187V224H190V225H191V223H188ZM198 222H197L198 225L201 224V223H203L202 221H201V223H198ZM232 222H231V223H232ZM89 223H90V222H89ZM89 223H88V225H89ZM96 223H97V222H96ZM102 223H103V224H100V225H101L100 229H102V230H101V232H102V235H101L102 238H101V239H103L104 242L102 241V243L105 244L104 246L106 247V251H104V250H105L104 247L102 248V249H104V250L101 249L102 253H103V251H104V253H106V254L109 253V252H111L110 254H112V253H113L112 251H114V248H115V249H119V251H121V252L123 251V255H124L125 257L128 256V257L131 258L130 260H133V261H134V259H136V249H137V245H136V244L133 245V243H136V242H133V240H131V236L128 234V232L119 231V228H118L117 232H118V235H119V240H117V242L114 244L113 241H115L116 239L112 241V237H110V235H109V234H112V233H109V232L107 231V230H109V231L111 232V231L113 230V229H112V230L109 229V226L112 225L113 222L111 221L112 224L108 223V224H110V225H108L107 222H102ZM114 223H115V222H114ZM125 223H126V222H125ZM138 223H141V222L138 221ZM138 223L135 222L136 225H137ZM144 223H143V224H144ZM151 223H152V222H151ZM153 223H152V224H153ZM175 223H177V221H176ZM175 223H174V224H175ZM180 223H179V224H180ZM192 223H193V222H192ZM210 223L213 224L212 222L205 223V225L202 224L203 230H204V226L206 227V226H207L206 224H209V225H210ZM94 224H95V223H94ZM94 224H93V226H92V228H91L93 232H89L91 229H89V230L87 229V230H88L87 232H89V233H93V235H94V232H96L95 230H97V231H98V234H99V230H98V228H96V229L94 228L95 230H93V227H95ZM115 224H116V226H117V223H115ZM118 224H120V223H118ZM143 224H142V225H143ZM177 224H178V223H177ZM197 224H194V225L192 224V225L199 229L201 226H200V227H197V226H196ZM222 224H223V223H222ZM222 224H221V225H222ZM121 225L123 226L122 223H121ZM121 225H119V227H120ZM142 225H140V226H142ZM149 225H151V224H147V226H149ZM175 225H176V224H175ZM217 225H218V224H217ZM84 226H85V225H84ZM113 226H114V224L112 225V228L116 227V226H114V227H113ZM132 226H133V225H132ZM132 226H131V227H132ZM137 226H139V225H137ZM137 226H136L135 229H137ZM140 226H139V227H140ZM145 226H146V224H145ZM153 226H154V227H157L156 230H158V229L161 230V229H162L163 234H164V238L167 237V238L165 239V242L163 243L162 238H161V235H163V234L157 232V233L159 234V237H160L161 242H162V245H161V244H160L161 242L158 241V242H160L159 244L161 245L162 248H163V246H164V248H166V247H165L166 240L168 241V237L170 238V235H171V234L168 235V233H167L168 236L165 235V233L168 232L167 229H166V232H165V230L163 229V228H165V226H164L163 228L160 227L161 225H160V226H158V225L156 226V225L154 224ZM185 226H186V225H185ZM185 226H184V228H185ZM193 226H192V227H193ZM211 226H212V225H210L208 228H210ZM213 226H214V225H213ZM213 226L211 227V233H213L214 231L217 230V229H216V230H215V229L213 230ZM227 226H228V225H227ZM246 226H247V225H246ZM85 227H86V226H85ZM129 227H130V226H129ZM134 227H135V226H134ZM151 227H152V226H151ZM188 227H189V226H188ZM202 227L199 229L201 232H202ZM214 227L217 228V226H214ZM219 227H221V228H222V231H223V227H222V226H219ZM219 227H218V228H219ZM242 227H243V226H242ZM244 227H245V226H244ZM247 227H248V226H247ZM247 227H245L246 231H247ZM71 228H73V227H71ZM88 228H90V227L88 226ZM110 228H111V227H110ZM120 228H121V227H120ZM141 228H142V227L138 228L137 230L139 231V229H140V232H141V230H142ZM143 228H144V227H143ZM147 228H148V227H147ZM149 228H150V227H149ZM149 228H148V230L151 231L152 229H149ZM167 228H168V227H167ZM189 228H190V227H189ZM193 228H194V227H193ZM196 228H195V229H196ZM206 228H207V227H206ZM225 228H226V226H224V229H225ZM228 228H226V229H228ZM231 228H232V230H230ZM170 229H171V228H170ZM172 229H173V228H172ZM195 229H194V230H195ZM219 229H220V228H219ZM85 230H86V228H85ZM114 230H115V229H114ZM122 230H125V229L122 228ZM137 230H136V231H137ZM156 230H155V232H156ZM184 230H185V229H184ZM250 230H249V232H250ZM152 231H153V230H152ZM171 231H172V230H171ZM173 231L176 232L177 229H176V231H175V230H173ZM173 231H172V232H173ZM180 231H181V230H180ZM185 231H186V230H185ZM197 231H198V230H197ZM206 231H208V234L210 233V232H209V231H210L209 229H207ZM212 231H213V232H212ZM219 231H221V230H219ZM219 231L216 232V233H218V235H214V237L222 238V235H226V234H225L226 231H225L224 234H223V233H220V234H222V235H221V237H219V235H220V234H219ZM140 232H139V233H140ZM142 232H143V233H144V232H147V230L144 229ZM159 232H160V231H159ZM177 232H178V231H177ZM186 232H187V231H186ZM188 232H189V231H188ZM190 232H191V231H190ZM193 232H194V231H193ZM193 232H191V233H193ZM201 232H200V233H201ZM223 232H224V231H223ZM241 232H242V231H241ZM243 232H244V231H243ZM259 232H261V234H262L263 231H259ZM89 233H88V234H89ZM96 233H97V232H96ZM96 233H95V234H96ZM114 233L116 234L115 231H114ZM157 233H156V234H157ZM180 233H181V232H180ZM184 233H185V232H184ZM191 233H189V234H191ZM195 233H196L197 235L200 234L199 232H196V231H195ZM204 233L207 235V232H205V230H204ZM245 233H246V232H245ZM85 234H86V233H85ZM88 234H86V235L89 237V235H91V234H89V235H88ZM141 234H142V233H141ZM141 234H140V235H141ZM146 234H147V233H146ZM149 234H150V232H149ZM152 234H153V233H152ZM156 234H154V236H153V235H152V236L155 238V236H157ZM160 234H161V235H160ZM176 234H177V233H176ZM185 234H186V233H185ZM189 234L187 233V235H189ZM230 234H232V232H231ZM86 235H85V236H86ZM135 235H136V234H135ZM143 235H144V234H143ZM143 235H142V236H143ZM200 235H202V233H201ZM200 235H199V238H200L199 240H201V238H202V240L205 239V238H206V240H207V237H209V239L212 240V241L209 240L210 243H209L208 241H206L207 244L209 243V245H210L211 242H214V243L211 244V245H214V244L216 243V241H214L215 238H213V239L210 238V237H211V236H209L210 234H209L208 236H206V237H205V235H204L205 238L203 237V235H202V237H200ZM262 235L264 236V232H263ZM101 236H99V237H101ZM145 236H146V235H145ZM173 236H174V235H173ZM173 236H171V237L173 238ZM227 236H228V235H227ZM241 236H242V234H241ZM260 236H261V235H260ZM260 236H259V237H260ZM88 237H87V238H88ZM97 237H98V236H97ZM99 237H98V238H99ZM153 237H152V238H153ZM157 237H158V236H157ZM157 237H156V238H157ZM223 237H224V236H223ZM225 237H226V236H225ZM244 237H245V236H244ZM89 238H90V237H89ZM89 238H88V239H89ZM132 238H133V237H132ZM142 238H143L142 240L144 241V238H145V237H142ZM156 238H155V239H156ZM172 238H170V239H172ZM183 238H184V237H183ZM189 238H192V240L195 239V238L193 239V237H189ZM197 238H198V237H197ZM228 238H229V237H228ZM245 238H246V237H245ZM260 238H261V237H260ZM133 239H135V238H133ZM136 239H137V238H136ZM148 239H149V238H148ZM150 239H151V236H150ZM150 239H149L148 241H153L152 239H151V240H150ZM170 239H169V240H170ZM173 239H175V238H173ZM173 239L169 241L170 244L167 243V244H169V245H168L169 248H170L171 246H172V248H174V246H173L174 244H173V243L176 242V241H173ZM230 239H231V238H230ZM230 239H229V240H230ZM237 239H238V237H237ZM239 239H240V237H239ZM242 239H243V236H242ZM247 239H248V237H247ZM261 239L263 240V238H261ZM85 240H86V238H85ZM85 240H83V243H84ZM89 240H90V239H89ZM94 240H96V239H94ZM98 240H100V239H98ZM137 240H138V239H137ZM187 240H189L188 237H187ZM195 240L198 241L197 239H195ZM202 240H201V241H202ZM216 240H218V239H216ZM219 240H220V239H219ZM223 240H224V238H223ZM225 240H227V237H226ZM81 241H82V240H81ZM100 241H101V240H100ZM139 241H140V240H139ZM145 241H146V239H145ZM172 241H173V242H172ZM196 241H195V242L192 241V242H194V245H195V243H196V245H197V242H196ZM201 241H200V242H201ZM204 241H205V240H204ZM242 241H243V240H242ZM246 241H247V240H246ZM246 241H245V242H246ZM249 241H250V239H249ZM86 242H87V241H86ZM86 242L84 243V244H86V245H84V246H87V243H86ZM93 242H95V241H93ZM96 242L99 244V241H96ZM132 242H133V243H132ZM171 242H172L173 245L171 244ZM202 242H203V241H202ZM206 242H204V243H206ZM218 242H219V241H218ZM218 242H217V244H220V243H218ZM220 242H221V247H222V245H223L222 242H223V241L220 240ZM230 242H231V241H230ZM251 242H252V241H251ZM83 243H82V244H83ZM88 243H90V241H88ZM144 243H145V242H144ZM144 243H143V245H145ZM155 243H156V242H155ZM176 243H177V242H176ZM176 243H175V245H177ZM189 243H190V242H189ZM189 243H188V244H189ZM204 243H203V244H204ZM258 243H259V242H258ZM98 244H96V245H98ZM146 244H147V243H146ZM148 244H149V242H148ZM180 244H181V243H180ZM188 244H187V245H188ZM190 244H191V243H190ZM200 244H201V243H199V247L202 249V245H203V244H202V245H200ZM207 244H205V245H206L205 247L208 249V246H209V245H207ZM217 244H215V245H216V246H215V247H216L215 249H217V250L219 251L218 247H219L220 245H217ZM224 244H227V243L224 241ZM263 244H264V243H263ZM263 244L260 246L259 250H251V252H250L249 250H247V251L250 252V254H249V258H248V259H251V260L253 259L251 262H248V261H247V263H249V264H264V247H263L264 245H263ZM129 245L131 246L132 249H133V247H134L132 253H131L132 250H131V251L129 250V249H130V248H129ZM211 245H210V247H211ZM228 245H229V244H228ZM257 245H258V244H257ZM88 246H90V244H89ZM91 246H92V244H91ZM152 246H156V245H154V243H153ZM184 246H185V245H184ZM184 246H183V247H184ZM197 246H198V245H197ZM197 246H196V247H197ZM224 246H226V245H224ZM224 246H223V247H224ZM97 247H98V246H97ZM99 247H101V244H99ZM143 247H149V246H143ZM143 247H142V248H143ZM150 247H151V246H150ZM161 247H159L160 251H158V253L161 252V250H163V249H161ZM196 247L194 246L193 249H195ZM199 247H198V248H199ZM221 247H219L220 250L222 249ZM256 247H257V246H256ZM153 248L155 249V247H153ZM172 248H171V249H172ZM185 248H186V247H185ZM191 248H192V247L190 246V249H191ZM200 248H199V249L196 248V250H197V251H198V250H201ZM206 248H203L202 250L205 249L204 251H206V250H207ZM212 248H214V247H212ZM212 248H209L210 252H211V249H212ZM232 248H233V247H232ZM99 249H100V248H98V250H99ZM112 249H113V250H112ZM143 249H144V248H143ZM145 249H147V248H145ZM145 249H144V250H145ZM154 249H153L154 252H152V253H155V250H154ZM156 249H157V247H156ZM190 249H189V250H190ZM225 249H226V248H225ZM90 250H91V251L93 250L92 252H95V251H96V250L94 251V249H91V247H90ZM90 250L88 249L89 253L91 252ZM111 250H112V251H111ZM139 250H140V249H139ZM147 250H148V249H147ZM150 250L152 251V248H150L149 251H150ZM157 250H158V249H157ZM167 250H168V249H167ZM173 250H174V249H173ZM173 250L171 251L172 253L174 252ZM217 250H215V251H217ZM223 250H224V249H223ZM85 251H87V250H85ZM140 251H141V250H140ZM149 251H148V254H149ZM197 251H196V252H197ZM229 251H230V249H229ZM128 252H130L131 254H129ZM137 252H138V251H137ZM144 252H145V251H144ZM144 252H142V253H144ZM164 252H166V250H165ZM196 252H195V254H196ZM198 252H200V251H198ZM207 252H208V251H207ZM212 252H214V249L212 250ZM212 252H211L210 254H212ZM221 252H222V251H221ZM241 252H242V251H241ZM249 252H248V253H249ZM89 253L87 252V254H89ZM145 253H146V252H145ZM174 253H175V252H174ZM193 253H194V252H193ZM208 253H209V252H208ZM217 253H218V252H217ZM95 254H96V255H95ZM95 254H92V253H91V254L88 255V256H92V257H90V258H93L94 260H95V257L97 256V257H96V260H97L99 257H98V255H97L96 252H95ZM98 254H99V253H98ZM106 254H104V255H106ZM148 254H147V258H148V256H149L151 253H150L149 255H148ZM160 254H161V255H160V257H161V256H162V253H160ZM167 254H168V253H167ZM185 254H186V253H185ZM190 254H191V252H190ZM199 254H200V253H199ZM199 254H198V255H199ZM201 254L205 255L206 252H205V253H204V252H201ZM213 254H215V252H214ZM213 254H212V256H213ZM229 254H231V253H229ZM242 254H243V253H242ZM242 254H241V255H242ZM245 254H246V253H245ZM93 255H95V257H94ZM100 255H101V252H100ZM113 255H115V251H114ZM113 255H112V256H113ZM118 255H119L118 258L120 259V256H121L120 253H118ZM123 255H122V258H121L120 260H124V261H125V259H126V261L129 260V258H128V259H127V258L123 259V258H124ZM138 255H139V253H138ZM140 255H141V254H140ZM140 255H139V256H140ZM155 255H156V254H155ZM168 255H169V254H168ZM198 255H197V256H198ZM203 255H202V257H203V260H204L205 257H204ZM216 255H217V254H216ZM227 255H228V254H226V256H227ZM232 255H233V254H232ZM239 255H240V253L238 252V256H239ZM241 255H240V260H241ZM247 255H248V254H247ZM247 255H246V256H247ZM102 256H103V255H102ZM107 256H108V255H107ZM107 256H105V257H107ZM141 256H142V255H141ZM145 256H146V255H145ZM151 256H153V258H152ZM156 256H157V255H156ZM172 256H173V254H172ZM174 256H175V254H174ZM176 256H178V254H177ZM176 256H175V259H176ZM192 256H194V255H192ZM205 256H208V254H206ZM212 256H209L210 259L215 258V256H214L213 258H212ZM229 256H230V255H229ZM233 256L235 257V254H234ZM236 256H237V253H236ZM238 256H237V257H238ZM246 256H245V257H246ZM110 257H111V255H110ZM114 257H115V256H113V258H114ZM116 257H117V256H116ZM142 257H143V256H142ZM158 257H159V255H158ZM164 257H165V256H164ZM167 257H168V259H171L170 261L173 260V258H169V257H171V256H167ZM209 257H207V259H209ZM219 257H220V256H219ZM222 257H223V255H222ZM242 257H243V256H242ZM90 258H89V259H90ZM103 258H104V256H103ZM107 258H108V257H107ZM107 258H106V260H107ZM113 258H112V259H113ZM118 258H117V260L119 261ZM149 258L154 259L155 256H154V255H150ZM156 258H157V257H156ZM156 258H155V259H156ZM187 258H188V257H187ZM189 258H190V257H189ZM189 258H188V259H189ZM191 258L194 259V258H197V257L195 256V257H191ZM191 258H190V259H191ZM198 258H201V257L198 256ZM198 258H197V260H199ZM226 258H227V257H226ZM228 258H229V257H228ZM228 258H227V259H228ZM235 258H236V257H235ZM238 258H239V257H238ZM93 259H91V260H93ZM110 259H111V258H110ZM110 259H109V260H110ZM145 259H146V258H145ZM145 259H144V260H145ZM160 259H161V258H160ZM162 259H163V257H162ZM165 259H166V258H165ZM168 259H166V260H168ZM190 259H189V261H190ZM193 259H192V260H193ZM216 259H218V258L216 257ZM220 259H221V258H220ZM98 260H99V259H98ZM98 260H97V261H98ZM139 260H141V259H139ZM144 260H143V261H144ZM147 260H148V259H147ZM166 260H165V262H166ZM203 260L200 259V261L202 262V264H204V262H205V261L203 262ZM243 260L246 261L245 259H243ZM101 261H102V258H101ZM104 261H105V260H104ZM110 261H111V260H110ZM115 261H116V260H115ZM124 261H123V262H124ZM133 261H132V262H133ZM150 261H151V260H150ZM153 261H154V260H152L151 262H153ZM155 261L157 262V259H156ZM155 261H154V262H155ZM177 261H178V260H177ZM194 261H196V260H194ZM211 261L213 262V260H211ZM221 261H222V260H221ZM111 262H114V261H111ZM123 262H121V263H123ZM156 262H155V263H156ZM159 262H160V261H159ZM168 262H169V260H168ZM172 262H173V261H172ZM208 262H209V261H208ZM212 262H211V263H212ZM216 262H217V261H216ZM242 262H243V261H242ZM133 263H134V262H133ZM149 263H150V262H149ZM161 263H162V262H161ZM170 263H171V262H170ZM170 263H169V264H170ZM173 263H174V262H173ZM176 263H177V262H176V260H175V264H176ZM194 263H195V262H194ZM196 263H197V261H196ZM206 263H207V262H206ZM218 263H220V262H218ZM218 263H217V264H218ZM232 263H233V261H232ZM238 263H239V262H238ZM244 263H246V262H244ZM123 264H124V263H123ZM129 264H130V263H129ZM144 264H146V263H144ZM156 264H157V263H156ZM158 264H159V263H158ZM171 264H172V263H171ZM183 264H184V263H183ZM199 264H201V263H199ZM212 264H213V263H212ZM233 264H234V263H233ZM235 264H236V263H235ZM239 264H240V263H239Z\"/></svg>", "mask_w": 264, "mask_h": 264}]
</instances>
